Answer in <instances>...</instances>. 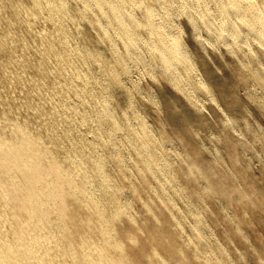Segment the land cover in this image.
Listing matches in <instances>:
<instances>
[{
    "label": "rangeland",
    "instance_id": "obj_1",
    "mask_svg": "<svg viewBox=\"0 0 264 264\" xmlns=\"http://www.w3.org/2000/svg\"><path fill=\"white\" fill-rule=\"evenodd\" d=\"M0 1H2V0H0ZM5 1L3 0L2 2H0V6L3 8V10H5V12L3 13L2 8L0 7V18H1V20L3 19V21H4L3 22L0 20V25H2V27L0 26V33L2 34V35L0 34V45L3 44L0 46V48H2V49H0L1 50L0 51V60L3 59V61L1 60L2 63L0 61V68H1V64L4 63L6 65L5 62L7 61L6 66L3 64L6 67V72H5L4 67L1 68V70L4 69L3 70L4 73H3V71L0 72V77H1L0 78V88H1V92H3L0 94V96L2 95L1 97H3V99L0 97V99H1L0 100V103H1L0 106L3 103L5 104L4 106L2 105L3 107L2 106L0 107V111L6 110V109H9L10 107H12V108H15V109H13V111L19 112L21 114L23 113V115H28L29 121H30V123H32V125L34 124L36 126L38 125L39 128L41 127L39 129V132H41L43 134L45 139H47V137H48L47 140L50 139V142L53 144V146L55 148L57 147V149L59 147L64 148L63 150L61 148H59L58 151L59 150L64 151V152H60V151L59 152L61 154L64 153L65 156H68L71 154L75 157L76 156L78 157V154H79V156H85L84 158H86V155L88 153H91L92 154V155L90 154L91 157L96 158V159L98 158L97 160L96 159L95 160L98 163L100 162L99 163V165H100L99 171L100 172L97 174L91 173L90 174V180H89L91 183L94 182L93 184H91L92 186L90 185L92 191L94 192L93 197H95V199L98 202H100L101 206L102 205L104 206L105 210L107 209V212L111 211V209H110L111 207H112V210L114 208L119 207V208L123 209V211L126 213V215H128V216L131 215V217L136 221V225L128 224L124 228V229H126V231H134L136 228L139 229L140 226L142 225V223L144 224L145 222L148 223L149 225L150 224H157L155 221L152 220L151 213L148 212V208L153 209L155 212H157L158 215H160V217H161L160 221L165 223L166 228L168 230V235H167L168 239L171 242H174V245L170 248L161 247V249H160L161 251L158 250L157 259H154L151 262L152 264H264V49H263L264 38H261L260 36H258V38H257V35H255L256 37H254L253 34H255V32L250 31L251 29H249V26H248L249 24L245 25L244 22H242L243 20L240 17L239 18L241 20L239 18H237L239 15L236 14L235 12H234V15L232 12H231L232 14H230V12H229L230 15L228 14L229 15L228 17H227V14L222 12V10H221L222 5L223 6L228 5L229 1L228 0L227 1L221 0V2H220V0H215V1L214 0H197V1L196 0H184L185 3H182L183 0H139V1L131 0V2H133V3H131L130 0H126L125 2L127 5H125L124 1H120V0H118L117 2L113 1V3H115V5H120V6H121V4L124 5V6L122 5L121 7L125 8L124 10L122 9L124 11V13L126 12L125 15L127 14V12L130 14H132V12H133V16H130V17H128L127 15L125 16V18L128 17L127 18L128 20L125 19L126 21H124V23H123L124 25H122L123 27L125 25L127 26V27L126 26L124 27L125 29L122 28V26H121L122 29L119 28L120 23L117 21L115 15L113 14L114 11L112 10V5H110V2H112V0H110V1H108V0L107 1L106 0H100V1H98V0H95V1L94 0H83V1H81L80 0V2H79L80 5H77L79 0L78 1L77 0L76 1L71 0V2H70V0H55L56 2L57 1L59 2V3L57 2L58 5L54 0H48V1L47 0L46 1L45 0H43V1L36 0V1H39V2L35 1L37 5L35 4V2L33 0H29V2H28V0L27 1L21 0V3L19 0L18 4L20 6L17 4L16 0H13V1L12 0H5ZM53 1H54V3H53ZM60 1H62V2H60ZM67 1H69V2H67ZM89 1H91V2H89ZM104 1H106V4L108 3V5L104 4ZM141 1H143V2L145 1L146 4H144ZM245 1H247V2L249 1L252 3L255 2L253 4V6H255V4L258 6L259 3H260L259 4V6H260L263 2V0H260V1L254 0V2H253V0H245ZM245 1H243L244 5L247 4ZM3 2L6 3L7 6ZM72 2H74V3H72ZM76 2H77V4H75ZM98 2L101 3L100 6H98ZM127 2L129 4L131 3L130 6ZM223 2H225V3H223ZM249 2L247 4L248 6L245 5L246 9H244V7H243V15L245 16V14L248 13L249 17H247V19H249V23H250V21H251L250 17L251 18L253 17V13L257 12L259 10L258 9L259 7L256 10H254L257 6L251 7V5H250L251 3L249 4ZM38 3H40L39 6H38ZM65 3H67V5H65ZM90 3H92L91 7H90V5H88ZM102 3L106 6H104ZM139 3L140 4L142 3V6ZM47 4L52 6V7H49ZM52 4L60 6V7H57V9L59 8V10L54 9V6ZM59 4H61V5H59ZM132 4H134V5H132ZM153 4H155V5H153ZM162 4L163 5L165 4L164 6L165 7L167 6L169 10L166 9L167 7L165 8ZM192 4H194V5H192ZM3 5L6 7L5 9H4ZM11 5H13V8ZM62 5L63 6L65 5V7L66 6L67 7L71 6V7H69V8L66 7V9H68V10H66ZM83 5H86V6H83ZM87 5L89 6V9H88ZM149 5H150V7H149ZM220 5H221V7H220ZM30 6H31V8H30ZM35 6L37 8H35ZM40 6H44V7L40 8ZM77 6H79V7H77ZM94 6L96 7V9ZM136 6H139V7L141 6L142 8H145V6H146V8L148 7L149 9L152 6L153 7L151 10H149L148 8L142 9L141 7L139 9ZM157 6H159V7H157ZM162 6H163V11L168 10L167 13L165 11L164 12L161 11ZM14 7L17 9H14ZM33 7H34V9H33ZM46 7H48V8H46ZM131 7H133L134 9ZM155 7H156V10H154ZM218 7H219V10H218ZM260 7H262V5ZM28 8L31 10V12L29 11L31 14L28 12V10H27ZM39 8H40V10H39ZM42 8L46 9V10H44L45 12L43 11ZM81 8L83 9V11ZM127 8H129L128 11H127ZM158 8L160 9V11ZM170 8H171V10H170ZM205 8H207V9H205ZM248 8H250V9L252 8V9L250 10ZM21 9H23L25 11H23ZM35 9L38 10L40 15L37 14L38 13L37 11H33ZM94 9H95V11H94ZM103 9H105L104 15L102 13ZM157 9H158V11H157ZM196 9L198 10V12ZM209 9H210V11H209ZM18 10H20V11H18ZM50 10H52L53 12ZM54 10L59 11V15L57 14V11H54ZM80 10H81V12H80ZM146 10L151 11V13H153V14L151 15V13L149 11L145 12ZM245 10H247V11H245ZM11 11H13V12H11ZM68 11H70L71 13L70 12L67 13ZM153 11H155V13ZM216 11H218V12H216ZM1 12H2V14H1ZM15 12H17V13H15ZM34 12H35V15H34ZM40 12H42V13H40ZM157 12H160L161 14L163 13L165 17H167L170 14L169 18L171 21L168 18L161 17L160 13L156 14ZM7 13H8V15H7ZM61 13H63V14H61ZM75 13H76V15H75ZM85 13H86V15H85ZM88 13H90V14L88 15ZM106 13H110L108 15H110V18L113 16V18L115 19V22H114L113 18H111V21H110V18L108 15H106ZM135 13H138L139 15L138 14L134 15ZM146 13H147V15H146ZM148 13H150V14H148ZM202 13L203 14L207 13V14H205V16L209 15V18L211 16L212 17L210 19H207L208 17L203 16ZM18 14H21L20 17L23 18L24 24H22L23 23L21 21L22 19L19 18ZM27 14H28L27 17L30 16V18H26ZM71 14L73 15V18H71L72 17ZM97 14H99V15H97ZM165 14H167V15H165ZM210 14H211V16H210ZM12 15H14V17ZM41 15H42V17H41ZM48 15H49V17L47 18ZM60 15L62 17H59ZM70 15H71V17H69ZM91 15H93V16H91ZM142 15L144 16V18H142L143 17ZM149 15L151 17H149ZM235 15L236 16L238 15V16L236 17ZM33 16L37 19L39 17L40 18H39V20H37V19L34 20ZM57 16L59 18H57ZM134 16L135 17L137 16L136 20L131 19V17L135 18ZM152 16H154L153 20L151 19ZM15 17H17V18H15ZM53 17L54 18L56 17L55 18L56 20L55 19L51 20ZM103 17H107V19H105ZM146 17L147 18L149 17V19H147ZM223 17L228 19V21H227L228 24H226V26L228 28V26L231 25L230 26L231 30H232L234 24L238 21L237 25H239L241 27V29H240V27L237 29L239 34L237 33L236 35L233 36V34H230V31H229L230 35L228 34L227 31H225L221 35L222 31L221 30L217 31V29H221L220 26L222 27L221 21H223V20H221V19H224ZM61 18H62V20H61ZM66 18H67V20H66ZM75 18H77L78 20L76 21ZM203 18H205V19L202 22L201 20ZM9 19H11V20H9ZM15 19H18L16 21V23H15ZM29 19H31V20H29ZM70 19H74L75 23L76 22L79 23L80 21H82V22H80L81 24L80 23L75 24L74 20L69 21ZM79 19H80V21H79ZM144 19H146V21L147 22L149 21V22L147 23ZM150 19H151V21H150ZM41 20L42 21L44 20L45 22L44 21L42 22ZM59 20L61 23L59 22ZM63 20H64V22H63ZM107 20L110 21V23L112 22L111 24H114V26L108 25L110 23H107ZM129 20L133 21L135 26L133 25V23H130ZM158 20L161 21L162 26L160 23H158V22H160ZM164 20L165 21L167 20V21L165 22ZM206 20L208 22L209 21H211V22L207 23ZM10 21L14 22L15 25L13 23L11 25H9L11 23ZM50 21H52L53 24H51ZM93 21L95 23H93ZM135 21L136 22L138 21L137 24L139 26L135 24ZM154 21L156 24H152V22L154 23ZM163 21H164V24H163ZM46 22H47V24H45ZM54 22H56V23H54ZM97 22H99V23H97ZM117 22L119 23V27H118ZM126 22H128V25ZM168 22L170 23L169 25L167 24ZM25 23H28L29 25H30V23L31 24L35 23V24L30 25V26L28 25L29 26L28 27L27 24H25ZM58 23H60V25L64 26V27H61ZM142 23L143 24L145 23V24L143 26H140V25H142ZM204 23H206V24H204ZM242 23H243L242 26H244V27L247 26L248 28L242 27L241 26ZM99 24H100V26H99ZM102 24L106 25V27L104 26L105 29H108V31L111 34L108 33L107 30L104 29V27H102L103 26ZM131 24L133 26H131ZM150 24L155 26V27H153L155 36H154V33H152V30H153V28H151L152 26L149 29ZM208 24H210V25H208ZM46 25H47V27L45 29L44 26H46ZM57 25H59V26L57 27ZM164 25L168 28H165ZM41 26H42V29H40ZM54 26H56L60 30L59 33H58V29H56V28H55L56 30L54 29ZM67 26H69V28ZM98 26H99V28H98ZM147 26H148L147 29H149L148 31L145 29ZM159 26H161L162 28ZM209 26H212V28L214 27L213 28L214 30L210 31L211 29L209 30V28H210ZM78 27L80 29H78ZM82 27H84V28H82ZM135 27H137L139 30L141 29V31H139L138 29L136 30ZM142 27H144V28H142ZM215 27H217V28H215ZM1 28H4V29H1ZM12 28H13V30H12ZM29 28L32 31L28 30ZM36 28L38 29L39 32L36 30ZM65 28H67V30ZM94 28H95V30H93ZM128 28L132 32L130 30L127 31ZM134 28H135V30H134ZM163 28H165V29H163ZM15 29L16 30L18 29V31H16ZM61 29H63L64 32H62ZM77 29L80 30L81 32L78 33L79 31H77ZM103 29H104V32H103ZM114 29L115 30L117 29L116 32L114 31ZM119 29L121 31L124 30L125 32L120 31V32H118L119 33L118 34L117 31ZM52 30H53L54 34L57 33V36H56V34L54 35L52 33ZM69 30H71L73 33L71 34V31H69ZM101 30H102V34L100 32ZM160 30L163 32L166 31L167 35L169 33L171 35L174 34L172 36L169 34L170 39H172V40L177 38V36H178L179 40H178V38L175 39V40H178L177 41L178 44L181 41L180 46L182 48H180V49H181V51H183L182 53L185 57H184V61H183L184 63L182 61H178L179 67L177 65V62H176V64H172L169 66L168 64H165L164 61H162L163 59H161V57L158 53V50L155 46L156 44L154 41H159L160 46L164 48L165 46L168 47V45H169L168 43H170L168 40H170V39L168 37L169 35L167 36L165 33L163 35L165 37L167 36L168 38L163 37L162 36L163 32L161 33ZM247 30L250 33L247 32ZM47 31H49V33ZM28 32L31 35H29ZM43 32H45V33H43ZM126 32L128 34H130L132 38H134V40L130 39L132 41L129 40L130 42H129L128 48H127V46L123 45V44H125V42H122V41H125L124 38L128 37L127 36L128 34ZM129 32H131V33H129ZM138 32H139V34H136ZM246 32H247V34H246ZM16 33L17 34H20V33L23 34L24 33L25 38L23 35H21V34L17 35ZM34 33H36V34H34ZM64 33H65V35H64ZM112 33H114V34H112ZM156 33L158 34L159 37H157ZM5 34L7 35V39L8 38L10 39V40L8 39V42H7ZM47 34H49V35H47ZM58 34H59V37H61L62 39L58 38ZM73 34L75 35L74 38L75 39L77 38L76 40L73 38ZM147 34H149L151 37ZM38 35H39V37H38ZM104 35L106 37H103ZM136 35H138L139 37H137ZM175 35H177V36H175ZM220 35H221L222 39L220 38ZM40 36H42L43 38H41ZM52 36H54V37L52 38ZM70 36H71V38H70ZM140 36H141V39H140ZM174 36H175V38H174ZM64 37H65V39H64ZM66 37L69 38V40ZM101 37H102V39H101ZM107 37L114 44L113 43L110 44L111 42H109L110 40ZM142 37H144V38L142 39ZM161 37H163V38H161ZM1 38L3 40H1ZM11 38H13V41L14 42L16 41V42L13 43ZM14 38H17V40ZM19 38H21V40H19ZM29 38H30V40H29ZM36 38L38 40L40 38L41 39L37 42V40H35ZM111 38H113V39H111ZM149 38H152V39H150L152 41L154 39L155 40L152 42L149 40ZM158 38H159V40H157ZM27 39L29 40V42L27 41ZM44 39H46V40H44ZM57 39H59V42ZM33 40H35V41H33ZM41 40H42V42H41ZM48 40H50V42ZM60 40H61V42H60ZM62 40H65V42ZM80 40H81V42H80ZM102 40L105 41L106 43L103 42ZM160 40H161V42H160ZM30 41L33 42L34 44L31 43ZM90 41H92V42H90ZM97 41L99 43L100 42H102V43L99 44ZM117 41L120 42V45ZM141 41H143V42H141ZM164 41H167L168 43L165 44ZM261 41H262V44H261ZM46 42L47 43L49 42L50 44L48 43V45H47ZM63 42L67 43L68 45L70 43L69 46H71V49L69 46H66L67 44L63 46V44H64ZM132 42H134V43H132ZM151 42H152V44H151ZM36 43H38L40 46ZM144 43H145V45H144ZM163 43L165 44V46L163 45ZM13 44L15 45V48H14ZM26 44H27V46H26ZM28 44L31 48H29ZM91 44L95 47V49H93L94 47H92ZM136 44L141 45V46H136ZM16 45L19 48L16 47ZM60 45H62L64 48ZM82 45H84V48ZM103 45L106 47H104ZM108 45L109 46L114 45L115 47L113 46V48L115 49V52H114V49H112V46L110 48ZM142 45H144L143 49H142ZM5 46H6V48H5ZM33 46H35L36 48ZM49 46H50V48H48ZM55 46H57V48H59V49H57ZM76 46H78L79 48ZM85 46H86V48H85ZM150 46H151V48H150ZM183 46H185V47H183ZM23 47L27 48L28 51L30 50L29 51L30 53L24 52L27 50L23 49ZM46 47H47V49H46ZM53 47H55V49ZM72 47H74L75 49H73ZM90 47H92V49ZM116 47H119V48H116ZM130 47H131V49H130ZM16 48H17V50H15ZM40 48L42 51L40 50ZM96 48H98V49H96ZM140 48H141V50H140ZM3 49L7 52H4ZM50 49L52 50V52H49V51H51ZM56 49L58 51L64 53V54L68 53V55L61 54ZM61 49H63V50H61ZM67 49H68V51H67ZM83 49H84V53L82 52ZM102 49L103 50L105 49V50L102 52ZM134 49H135V51H134ZM152 49H153L154 53L156 51L157 52L154 54L152 52ZM37 50H40V51H37ZM71 50H73L72 52L75 54V55H73V57H72L71 53L69 54V52H71ZM74 50H75V52H74ZM79 50H81V52H79ZM95 50L96 51L101 50V52L100 51L95 52ZM116 50H119V51H116ZM122 50L124 51V53L126 51L127 54L125 55ZM8 51H10V52H8ZM43 51H45V52H43ZM55 51L58 53H55ZM86 51L93 52V54H95L97 57L92 56L93 54L91 52L90 53L92 55H89L88 54L89 52L87 53ZM137 51H139V52H137ZM40 52L43 54H41ZM53 52L55 53V56H54V54H52ZM120 52H122V53H120ZM135 52H137V54L141 57L137 58L138 55H136ZM4 53H6V54H4ZM16 53H18L17 56L19 59L20 58L22 59L23 63L20 61L21 59L18 60ZM39 53H40V55L38 56ZM101 53H103V55L105 57H109V56L111 57L112 56L111 54H113L114 57L112 56L111 57L112 59L110 57L105 58V57H103V55ZM104 53H106V54H104ZM22 54L23 55L25 54V56H27L29 59H27V57L24 56L26 58L25 59ZM79 54H82V55L79 56ZM114 54L118 55L119 57L114 55ZM130 54L131 55L133 54V55L131 56ZM152 54H154V56ZM9 55L13 56L12 62H9L8 60H6L7 58H9ZM44 55H46V57L41 58V56H44ZM47 55H50L51 57L49 56L50 57L49 58ZM62 55H64L65 57ZM83 55H85V56H83ZM4 56L5 57L8 56V57L5 58ZM35 56H36V58H35ZM61 56H62V58H61ZM66 56H67V58H66ZM69 56L72 58H69ZM74 56H76L75 58L77 60H81L80 57H82V59L84 58L83 59L84 61L82 60L79 62L74 58ZM100 56L103 59L104 58L105 59L102 60V58ZM129 56H130V60L128 59ZM14 57L18 61L16 59H14ZM52 57H54V59ZM131 57H134V59H132ZM155 57H156V60H155ZM88 58H89V60H88ZM115 58L119 59V60H121V58H122V60H121L122 62H119V60H116ZM94 59H95V61H94ZM106 59H107V61L104 64ZM123 59H124V61H123ZM27 60H28V62L26 64ZM29 60H31V61H29ZM32 60H33V62L36 61L37 64L33 63ZM42 60H44V61H42ZM50 60H51V62H50ZM37 61H39V62H37ZM114 61L117 63V65L113 66L112 62H113V64H115ZM41 62L42 63L44 62V63L42 64ZM45 62H48V63L46 64ZM64 62L67 65H65ZM82 62H84L87 67ZM118 62L120 63L119 67H118V65H119ZM28 63L30 66H28ZM40 63L42 66L40 65ZM49 63L50 64L54 63L56 68L53 64L50 65ZM74 63H75V65H74ZM79 63H81V66L82 65L83 66L81 67ZM45 64L47 65V67L45 66ZM69 64L72 65V69L76 68L75 70L79 71V76L77 75L78 74L77 71H74V69L72 71L71 65H69ZM107 64H109V65H107ZM17 65H20L21 68ZM78 65H79V67H78ZM105 65H107L108 67L107 66L105 67ZM126 65L128 67L127 69L125 68ZM15 66H16V68H15ZM43 66L45 68H47V71L48 72L50 71L52 74L50 72L48 73L44 68H42ZM48 66H49V70H48ZM74 66H77V67H74ZM100 66H102V69ZM109 66L111 67L110 69H109ZM112 66L113 67L116 66L117 68L115 67L116 69H113ZM121 66H122V69H121ZM185 66H186L187 70L183 69V68H185ZM249 66L251 69L249 68ZM63 67H64V69H63ZM7 68H8V70H10V69L11 70L8 71ZM41 68H42V70H41ZM60 68L62 69V71ZM105 68H106V70H105ZM165 68H167V69H165ZM23 69L24 70L26 69V70L24 71ZM38 69L41 70L43 73L41 71H39ZM52 69H53V71H51ZM123 69H125V70L123 71ZM18 70L20 71V73ZM44 70H45L46 74H45ZM65 70L68 73H65ZM69 70H71V73ZM103 70H104V73H100ZM112 70H114V72H115V73L113 72L114 75L112 74ZM115 70H117V71H115ZM120 70H121V72H119ZM126 70H128V71L126 72ZM249 70H252V71H249ZM13 71H14V73H13ZM37 71H38V73H37ZM9 72H10V75L7 74ZM28 72H29V74H28ZM35 72L38 74V76ZM54 72H55V74H54ZM72 72H73V74H72ZM122 72L123 73L125 72V73L123 74ZM15 73H16V75H15ZM24 73H26V74H24ZM95 73H96V75H95ZM105 73H107V74H105ZM254 73L256 76L254 75ZM17 74L18 75L22 74V75L18 76ZM34 74H35V76H34ZM42 74H45V78ZM91 74H92V76H90ZM100 74H102V75H100ZM109 74L114 76L115 79L118 76H120L119 77L120 80L118 78H117L118 80L116 79L117 81L114 80V78L113 77L111 78V76ZM23 75H24V78L26 76H28V77H26V79H28L29 81L22 78ZM30 75H32V77ZM40 75H42V76H40ZM53 75H55V76H53ZM56 75H58L59 78ZM80 75L82 76V78ZM15 76H16V78H15ZM33 76L35 77V79H38L36 77H39V79L41 81L33 79ZM65 76L66 77L68 76L67 77L68 79L69 78H72V79L71 80L69 79L70 80L69 81L68 79H66ZM99 76L100 77L102 76L103 78L102 77L100 78ZM107 76H109V77H107ZM178 76H180V78ZM6 77L9 78V80L11 77V80L10 81L7 80ZM42 77L46 80L48 78V80L46 82H44L45 80L42 79ZM104 77H105V79H104ZM3 78H5V80L8 83H6V81H3L4 80ZM55 78H56V80H55ZM14 79H15L16 84H13ZM17 79L20 80L21 82L17 83V81H18ZM30 79H33L34 81L30 80ZM76 79H79L80 82H79V80H76ZM100 79H102V81H104V83H102V81H100ZM111 79L113 81H111ZM81 80L84 82V83L82 82L83 87H84V84L86 82H89V83L85 84L84 89L81 86ZM94 80H97V81H94ZM37 81H38L39 85H35V84H37L36 83ZM56 81H58V82H56ZM64 81H66V82H64ZM107 81H111V83L109 82L107 84ZM24 82L26 85H24ZM93 82H94V84H93ZM95 82H98V83H95ZM118 82H120L121 84ZM2 83L4 84V86L7 85L6 87L9 90L6 87L2 86L3 85ZM21 83H22V85H21ZM51 83H53V84H51ZM70 83H72V84H70ZM78 83H80V86ZM18 84H19V86H18ZM30 84H31V86H30ZM32 84H34V86ZM95 84L97 86H99V85H101V86L97 87V86H95ZM105 84H106V86H105ZM117 84H119V85H117ZM40 85H42V87ZM120 85H122L123 87L121 88ZM16 86H18V88L20 90L22 89L21 92H19L20 90ZM25 86H26V90H25ZM27 86H28V88H30V87H32V88L28 89ZM73 86L76 89H71ZM111 86L113 88H111ZM37 87H39V89ZM44 87H45L46 91H45ZM56 87L58 88V90L61 94L57 91ZM65 87L66 88L68 87V88L66 89ZM100 87H103L102 88L103 90ZM104 87H106V88L104 89ZM55 88L59 94L55 91ZM110 88L114 89V90H111ZM3 89H5V90H3ZM10 89L12 90V92ZM87 89H88V91H87ZM99 89H100L101 93L99 92ZM34 90H35V92H33ZM65 90L68 92V94H69L68 96H67V92ZM70 90L71 91L74 90V91H72L73 93ZM123 90L127 94L124 93ZM15 91H16V94L14 93ZM23 91H24V93H22ZM27 91H30L31 93L27 92ZM43 91H45L44 93H46V95L43 93ZM62 91L64 94L62 93ZM120 91L123 92L122 93L123 95H121ZM48 92H50V94H47ZM86 92L89 94V96L87 95ZM90 92L92 94L96 93V95H92ZM81 93H83V94H81ZM97 93H98V95H97ZM102 93H103V96H102ZM34 94L36 96H34ZM57 94H58V96H57ZM62 94L64 95V97L65 96L67 97V98L65 97L67 100L64 99L63 96L61 97ZM77 94H79V95H77ZM112 94L114 96H112ZM37 95H39V96H37ZM43 95H45V96H43ZM85 95H87V96L85 97ZM104 95L106 97L108 95L107 98H109V101L111 103H109L107 98H105V100L102 99V98H104ZM127 95H128V97H127ZM14 96L15 97L17 96V99ZM19 96L21 97L20 99H18ZM25 96H27V97H25ZM56 96L59 99L56 98ZM70 96H71V98H74V100L75 99L76 100L74 101L73 99H70ZM79 96H81V97L78 98ZM95 96H97V97H95ZM32 97L35 99V102L33 99H31ZM40 97H42L41 99L43 100V102H41L42 100L40 99ZM90 97H91V99H90ZM92 97H94L95 99ZM7 98H11V100L7 99ZM44 98H46V99L52 98V99L51 100L49 99L47 102V100L46 99L44 100ZM81 98L82 99L85 98L86 101L84 99L82 100ZM113 98L116 100H114ZM6 99H7V101H6ZM14 99H16V100H14ZM57 99L59 102H57ZM78 99H80V101H78ZM92 99L94 101H92ZM96 99H100V100H96ZM17 100H19V101H17ZM22 100H24L23 102L29 101L31 103L30 104L31 109L26 108L25 105L22 106V104H21ZM53 100H54V102H53ZM49 101L52 102V104H49L50 103ZM81 101L85 102V104H87V105H84V108L82 107V105L84 103H82ZM87 101L89 104L87 103ZM89 101L91 102V104ZM99 101L101 102V104L102 103L103 104L102 105L96 104V106H97L96 107L94 103H100ZM103 101H107V104ZM11 102H13V103H11ZM17 102H19V103L17 104ZM65 102H67V104H65L67 107L64 105ZM75 102L76 103L81 102L82 104L80 103V105L79 104L77 105ZM14 103H15V107H14ZM32 103H33V105H32ZM58 103L61 106V107L58 106V108L60 107L59 109L57 108ZM38 104H39V106H38ZM105 104L107 106H105ZM110 104H112V105H110ZM31 105L33 106V108ZM35 105H36V107H35ZM53 105H55L56 108ZM68 105H70V106H68ZM71 105H73V106H71ZM74 105L76 107H74ZM6 106H8V108ZM40 106H42V107H40ZM46 106H47V109H50V110H47V109L45 110ZM63 106L65 108H63ZM95 107L97 109H95ZM107 107H109V108H107ZM114 107L116 109H118L117 112H115ZM3 108H5V109H3ZM18 108H19V110L20 109L21 110L19 111ZM67 108L68 109L70 108V110H68ZM82 108H83V110H82ZM104 108L106 109L107 113L105 112ZM111 108H112V110H111ZM33 109L36 110V112ZM55 109H56V111H55L56 113L52 112ZM78 109H81L82 113H80L81 112L80 110H79V112H77ZM87 109H89L91 111L93 109L94 110L91 113H89L90 111H88ZM98 109H100V110H98ZM41 110L43 113L41 112ZM74 110L76 111L77 114L75 113ZM85 110H87V111H85ZM58 111H60V112H58ZM67 111H69V112H67ZM100 111H101V113L105 114V115L104 114L102 115L103 118L100 115L101 122H99L100 117L99 116L97 117V115H98L97 113H100ZM108 111L110 113H108ZM57 112L60 115V117L57 114ZM113 112H115V114H116L115 116H114ZM50 113H52V114H50ZM66 113L67 114L69 113V114L67 115ZM111 113H113V114H111ZM126 113L129 115H127ZM32 114H34V115H32ZM36 114L37 115L40 114V115L36 116ZM43 114H45V115H43ZM53 114H56L57 116H55ZM71 114L73 115V119H72ZM84 114H85V116H83ZM89 114H91V115H89ZM92 114H94V115H92ZM108 114H110V116ZM30 116H32V117H30ZM49 116H53V117H49ZM74 116H76V118H74ZM107 116L109 117V119ZM111 116H112V119H111ZM120 116H121V118H120ZM39 117L42 119V122H41ZM57 117H58V120H57ZM87 117H88V119H87ZM104 117H106V119ZM113 117H114V119L115 118L116 119L114 120ZM32 118L34 119L35 122L33 121ZM59 118H61V119H59ZM67 118H69V119H67ZM79 118H81V120L83 118L84 119L81 121V120H79ZM37 119L40 120V122ZM46 119H47V121H46ZM85 119H86V121H85ZM59 120H60V122H58ZM93 120H94L95 124L92 122ZM106 120H107V122H105ZM54 121L56 124L54 123ZM68 121H69V124H71L69 126H68ZM76 121H78L77 123L79 126L77 125ZM79 121L80 122L85 121V123L84 122L83 123H84V126H86V127L83 126V123L81 125V123ZM116 121H118V122L121 121L123 123V125H122V123H119V124L116 123ZM52 122H53V124H52ZM88 123L90 125L92 124V126H90ZM108 123H110V124H108ZM58 124H60V125H58ZM63 124H65V125H63ZM42 125H44V128ZM103 125H105V126H103ZM117 125H118V127H117ZM48 126H49L50 130L54 132L55 136L49 129H47ZM99 126H101V128H103V130L98 129ZM119 126H120V128H119ZM69 127L71 130H69ZM75 127L77 128L78 131L76 130ZM104 127L106 129V133L107 134L109 133L107 135L108 137L105 136L106 133H105ZM112 127H113V129H110ZM124 127H126V128H124ZM56 129H58V130H56ZM128 129H129V131H128ZM72 130H74V132ZM86 130H88V132ZM91 130L92 131L95 130V131L92 132ZM96 130H101L102 132H99ZM121 130H123V131L126 130V131L123 132ZM67 131L68 132L70 131V134ZM71 131H72V133H71ZM145 131H146V134H145ZM56 132H58V133L56 134ZM138 132H140V134L144 132L143 134H141L142 137H141V135H139ZM59 133H62V135ZM65 134H67L68 136ZM72 134L74 135V137L72 136ZM79 134H80V136H79ZM148 134L150 135V138H148L149 137ZM94 135H96V139L93 138V137H95ZM97 135L100 137H97ZM57 136L58 137L62 136L64 140L66 137L67 141L65 140V144L62 143L64 140L60 139V137L56 138ZM124 136H126V137H124ZM79 137H83L84 139L86 138L85 140H87L89 138L90 140L88 139L87 141H85L83 138H81V140L84 141V143H83ZM54 138L56 139V142H55ZM72 138H74V139H72ZM101 138L102 139L104 138L103 140L107 141L108 146L106 145V143H104L105 141H103ZM110 138L113 142H115L114 144L112 141L109 142ZM113 138H114V140H113ZM57 140H59V142L61 144ZM69 140H71V141H69ZM73 140H75V141H73ZM97 140H99V142L101 140L102 141H101V143H99ZM146 140L148 142H146ZM79 141H81L82 143ZM67 142L69 143V145ZM87 142H90V143H87ZM73 143H76V144H74V146H75L74 149L72 147ZM79 143H80V147H76L77 145L79 146ZM91 143H92V145L94 143V145L92 146ZM102 143L104 145H102ZM55 144H56V146H55ZM88 144L91 146H89ZM145 144H146V146H149V148L147 147V149L148 150L151 149L150 151L154 155V157L150 153V151H148L146 148H144ZM58 145H60V146H58ZM66 145L68 146L69 150L66 147ZM99 145H100V147H99ZM138 146H140V147H138ZM84 147H85V149H82ZM102 147H104V148L101 149ZM70 148H72V149H70ZM75 148L78 150H76ZM95 149H96V151H95ZM99 149H100V151H99ZM142 149H144V150H142ZM66 150H67L68 154H67ZM72 150L76 153H73ZM84 150H86V152ZM137 151H138V153H137ZM145 151H146V153H145ZM147 151H148V153H147ZM92 152H94V153H92ZM101 152H102V154H101ZM139 152H141L142 155H140ZM103 153L106 154L107 156L104 155ZM97 154H98V156H97ZM102 155H104L103 156L104 158L102 157ZM87 156L90 157L89 154ZM158 167H160V169ZM141 169H143V173H145V176L140 173ZM160 170H162V171H160ZM95 176L98 177V180L96 179ZM103 176L106 177V180H105V178H103ZM143 178H145V179H143ZM91 179H92V181H91ZM94 179H95L96 183H95ZM100 182H101V184L104 182L105 183L101 185ZM94 185H96V186H94ZM97 185L98 186L100 185L99 186V187H101L100 191L103 193H100V191L98 190L99 187ZM102 186L104 187V189H106V187L108 189L102 190ZM109 192H110V194H109ZM111 195H112V197H111ZM99 196H103V197H101L102 199H100ZM105 196L107 197L106 198L107 201L105 200ZM109 196H110V198H112L111 200H110ZM103 198H104V201H103ZM116 199H118V201H116ZM99 200H101V201H99ZM113 200L116 202V204L118 203L119 205L117 204L118 205L117 206L116 204H114L115 202L113 203L112 202ZM102 202L103 203L106 202V203L102 204ZM107 204L110 205V206H108V208H106ZM108 209L110 211H108ZM167 224H168V226H167ZM169 226H170V228H169ZM137 233L141 237L140 242H138V244H135V245L132 242L129 243L131 245V247H130L131 248V255L138 258L139 264H151L147 260L145 261L143 259L144 257L142 256V255H144L145 248H147V245H148L147 241L148 240H144L143 236L140 235L142 233V231H141V233L139 231ZM150 240H151V238H150ZM155 241H157V242H155ZM152 242L153 243L155 242L158 244L159 242H161V238H159V237L152 238ZM160 252H161V254H160ZM172 254H173V256H172ZM161 262H164V263H161Z\"/></svg>",
    "mask_w": 264,
    "mask_h": 264
},
{
    "label": "bare ground",
    "instance_id": "obj_2",
    "mask_svg": "<svg viewBox=\"0 0 264 264\" xmlns=\"http://www.w3.org/2000/svg\"><path fill=\"white\" fill-rule=\"evenodd\" d=\"M3 1V0H2ZM2 1H0V2H2ZM5 1V0H4ZM13 1V0H12ZM17 1V4H18V2H19V0H16ZM15 1V2H16ZM27 1V0H26ZM25 1V2H26ZM34 2L36 1V0H33ZM41 1H43V0H41ZM46 1V0H45ZM48 1V0H47ZM55 1V0H54ZM54 1H53V3H54ZM73 1V0H72ZM76 1V0H75ZM78 1V0H77ZM81 1H83V0H81ZM95 1V0H94ZM98 1H100V0H98ZM107 1V0H106ZM106 1H104V4H106ZM108 1H110V0H108ZM113 1H115V2H117L118 0H112V2H110V5H112V10L114 11L113 12V14L115 15V17H116V19H117V21L120 23V27H119V23H118V27L119 28H121V26L122 25H124L123 23H124V21H126L125 19H127L128 17H130V16H133V12H132V14H130V13H128L127 12V18H125V13H124V9L125 8H123V7H121L123 4H121V6L120 5H115V3H113ZM120 1H126V0H120ZM133 1H135V0H133ZM137 1H139V0H137ZM197 1V0H196ZM215 1V0H214ZM222 1H225V0H222ZM227 1V0H226ZM229 1V3H228V5H222V7H221V5H220V7H221V10H222V12L223 13H225V14H227V17L230 15V14H232L233 13V15H234V12L236 13V14H238L236 17L237 18H241L243 21L242 22H244V24L245 25H248L249 26V29H251L250 31H254L255 32V34H253V36L254 37H256L255 35H257V38H258V36H260L261 38H264V0H263V2H262V7H260L259 6V4H258V6L255 4V6H257L254 10H256L258 7V11L257 12H255V13H253V17L251 18L250 17V19H251V21H250V23H249V19H247V17H249L248 16V13H246L245 14V16L243 15V7H244V9H246L245 8V5H247L248 4V2L247 1H245V0H243V1H245L247 4H243V1L242 0H228ZM260 1V0H259ZM6 2V1H5ZM8 2V1H7ZM11 2V1H10ZM28 2H29V0H28ZM36 2H39V1H36ZM36 2H35V4H36ZM56 2V1H55ZM58 2V1H57ZM56 2V3H57ZM60 2H62V1H60ZM67 2H69V1H67ZM70 2H71V0H70ZM79 2H80V0L78 1V4H77V2L75 3V4H77V5H80L79 4ZM85 2V1H84ZM89 2H91V1H89ZM88 2V3H89ZM123 2V3H124ZM130 2H131V0H130ZM141 2H143V1H141ZM163 2V1H162ZM173 2V1H172ZM220 2H221V0H220ZM253 2H254V0H253ZM258 2V1H257ZM4 3V2H3ZM2 3V4H3ZM20 3H21V0H20ZM32 3V2H31ZM49 3V2H48ZM52 3V2H51ZM59 3V2H58ZM58 3H57V5H58ZM72 3H74V2H72ZM71 3V4H72ZM93 3V2H92ZM92 3H90V4H88V5H90V7H91V5H92ZM97 3V2H96ZM128 3V2H127ZM131 3H133V2H131ZM130 3V4H131ZM144 4H146L145 3V1L143 2ZM160 3V2H159ZM158 3V4H159ZM164 3V2H163ZM182 3H185L184 2V0L182 1ZM223 3H225V2H223ZM251 3V4H250ZM255 3V2H254ZM254 3H252V2H249V4L251 5V7H255V6H253V4ZM4 4H6V3H4ZM13 4V3H12ZM23 4V3H22ZM21 4V5H22ZM34 4V5H35ZM39 4L40 3H38V6H39ZM95 4V3H94ZM100 2H98V6H100ZM103 4V3H102ZM103 4V5H104ZM118 4V3H117ZM129 4V3H128ZM130 4H129V6H130ZM136 4V3H135ZM140 4V3H139ZM138 4V5H139ZM143 4V5H144ZM170 4V3H169ZM19 5V4H18ZM24 5V4H23ZM22 5V6H23ZM33 5V6H34ZM37 5V4H36ZM48 5V4H47ZM53 6H54V9H57V7H60V6H57V5H55V4H52ZM59 5H61V4H59ZM65 5H67V3H65ZM65 5L63 6L65 9H66V7H65ZM87 5V6H88ZM106 5H108V3L106 4ZM106 5H104V6H106ZM125 5H127L126 4V2H125ZM132 5H134V4H132ZM141 6H142V3L140 4ZM152 5V4H151ZM153 5H155V4H153ZM163 5V4H162ZM165 5V4H164ZM163 5V6H164ZM192 5H194V4H192ZM218 5V4H217ZM244 5V6H243ZM249 5V6H250ZM4 6V5H3ZM6 6H7V4H6ZM9 6V5H8ZM12 6V8H13V5H11ZM15 6V5H14ZM20 6V5H19ZM18 6V7H19ZM25 6V5H24ZM46 6V5H45ZM49 7H52V6H50V5H48ZM73 6V5H72ZM76 6V5H75ZM83 6H86V5H83ZM124 6V5H123ZM140 6V7H141ZM147 6V5H146ZM146 6H145V8H142V9H147L146 8ZM163 6H162V12H164L163 11ZM188 6V5H187ZM219 6V5H218ZM248 6V5H247ZM1 7V6H0ZM17 7V6H16ZM41 7H44V6H40V8ZM69 7H71V6H69ZM69 7H67V8H69ZM77 7H79V6H77ZM95 7V6H94ZM108 7V6H107ZM106 7V8H107ZM110 7V6H109ZM135 7V6H134ZM137 8H139L140 9V7L139 6H136ZM149 7H150V5H149ZM153 7V6H152ZM152 7L149 9V10H151L152 9ZM157 7H159V6H157ZM165 7V6H164ZM167 7V6H166ZM165 7V8H166ZM174 7V6H173ZM189 7V6H188ZM200 7V6H199ZM217 7V6H216ZM2 8V7H1ZM6 7L4 6V9H5ZM24 8V7H23ZM30 8H31V6H30ZM35 8H37L36 6H35ZM40 8H39V10H40ZM46 8H48V7H46ZM73 8V7H72ZM93 8V7H92ZM99 8V7H98ZM102 8V7H101ZM100 8V9H101ZM111 8V7H110ZM131 8H133V7H131ZM161 8V7H160ZM201 8V7H200ZM14 9H17V8H15L14 7ZM33 9H34V7H33ZM43 9V11L44 10H46V9H44V8H42ZM41 9V10H42ZM50 9V8H49ZM53 9V8H52ZM62 9V8H61ZM71 9V8H70ZM82 9V8H81ZM88 9H89V6H88ZM95 9H96V7H95ZM95 9H94V11H95ZM108 9V8H107ZM123 9V10H122ZM128 9L129 8H127V11H128ZM134 9V8H133ZM159 9V8H158ZM158 9H157V11H158ZM166 9H168V7L166 8ZM178 9V8H177ZM176 9V10H177ZM198 9V8H197ZM196 9V10H197ZM205 9H207V8H205ZM204 9V10H205ZM217 9V8H216ZM248 9H250V8H248ZM252 9V8H251ZM250 9V10H251ZM7 10V9H6ZM21 10H23V9H21ZM28 10V12L30 11L31 12V10L28 8L27 9ZM26 10V11H27ZM57 10H59V8L57 9ZM57 10H54V11H57ZM63 10V9H62ZM66 10H68V9H66ZM86 10V9H85ZM84 10V11H85ZM92 10V9H91ZM104 10L105 9H103V11H102V13H103V15H104ZM149 10H146L145 12H147V11H149ZM154 10H156V7H155V9ZM169 10V9H168ZM168 10H166L165 12L167 13L168 12ZM170 10H171V8H170ZM201 10V9H200ZM199 10V11H200ZM215 10V9H214ZM218 10H219V7H218ZM2 11H3V13L5 12V10H3V8H2ZM8 11V10H7ZM18 11H20V10H18ZM23 11H25V10H23ZM33 11H37L38 12V10H33ZM42 11V12H43ZM50 11H52V10H50ZM61 11V10H60ZM79 11V10H78ZM82 11H83V9H82ZM108 11V10H107ZM132 11V10H131ZM130 11V12H131ZM159 11H160V9H159ZM207 11V10H206ZM209 11H210V9H209ZM208 11V12H209ZM245 11H247V10H245ZM244 11V12H245ZM249 11V10H248ZM253 11V10H252ZM9 12V11H8ZM11 12H13V11H11ZM10 12V13H11ZM27 12V13H28ZM29 12V13H30ZM42 12H40V13H42ZM45 12V11H44ZM49 12V11H48ZM53 12V11H52ZM51 12V13H52ZM64 12V11H63ZM70 11H68L67 13H69ZM75 12V11H74ZM80 12H81V10H80ZM91 12V11H90ZM137 12V11H136ZM150 13H151V11H149ZM154 13H155V11H153ZM197 12H198V10H197ZM205 12V11H204ZM216 12H218V11H216ZM221 12V11H220ZM229 12H230V14H229ZM232 12V13H231ZM15 13H17V12H15ZM19 13V12H18ZM21 13V12H20ZM25 13V12H24ZM33 13V12H32ZM55 13V12H54ZM53 13V14H54ZM65 13V12H64ZM71 13V12H70ZM92 13V12H91ZM97 13V12H96ZM150 13H148V14H150ZM158 13H160V12H157L156 14H158ZM170 13V12H169ZM201 13V12H200ZM210 13V12H209ZM1 14H2V12H1ZM31 14V13H30ZM38 15H40L39 14V12L37 13ZM46 14V13H45ZM56 14V13H55ZM57 14L59 15V11H57ZM61 14H63V13H61ZM90 13H88V15H89ZM93 14V13H92ZM108 14H110V13H106V15H108ZM138 13H135L134 15H137ZM153 13H151V15H152ZM161 14V13H160ZM185 14V13H184ZM203 14V13H202ZM205 14H207V13H204L203 14V16H205ZM229 14V15H228ZM7 15H8V13H7ZM11 15V14H10ZM19 15V18H21L20 17V15L21 14H18ZM34 15H35V12H34ZM43 15V14H42ZM42 15H41V17H42ZM66 15V14H65ZM64 15V16H65ZM72 15V14H71ZM71 15L69 16V17H71ZM75 15H76V13H75ZM83 15V14H82ZM85 15H86V13H85ZM97 15H99V14H97ZM102 15V16H103ZM139 15V14H138ZM145 15V14H144ZM146 15H147V13H146ZM163 15V16H162ZM165 15H167V14H165ZM170 15V14H169ZM169 15L167 16V17H165L164 16V14L162 13L161 14V17H165V18H168L169 20H170V18H169ZM2 16V15H1ZM6 16V15H5ZM13 17H14V15H12ZM11 16V17H12ZM28 16V14L26 15V18H30V16L29 17H27ZM45 16V15H44ZM54 16V15H53ZM91 16H93V15H91ZM109 16V18H110V15H108ZM143 16V15H142ZM181 16V15H180ZM199 16V15H198ZM210 16H211V14H210ZM218 16V15H217ZM3 17V16H2ZM7 17V16H6ZM34 17V16H33ZM37 17V16H36ZM39 17V16H38ZM49 17V15L47 16V18ZM52 17V16H51ZM59 17H62L61 15L59 16ZM58 16H57V18H59ZM84 17V16H83ZM135 17V16H134ZM137 17V16H136ZM136 17L135 18H132L131 17V19H135L136 20ZM141 17V16H140ZM149 17H151L150 15H149ZM149 17L147 18V19H149ZM153 17L154 16H152V20H153ZM205 17H208L207 19H210L209 18V15L207 16H205ZM214 17V16H213ZM226 17V16H225ZM4 18V17H3ZM15 18H17V17H15ZM40 18V17H39ZM39 18L37 19V18H35L34 17V20L35 19H37V20H39ZM46 18V17H45ZM56 18V17H55ZM54 17L51 19V20H53V19H55ZM68 18V17H67ZM67 18H66V20H67ZM71 18H73V15H72V17ZM78 18V17H77ZM77 18H75V20L77 21L78 19ZM86 18V17H85ZM90 18V17H89ZM103 18H105V19H107V17H103ZM102 18V19H103ZM111 18H113V16L111 17ZM111 18H110V21H111ZM139 18V17H138ZM142 18H144V16L142 17ZM141 18V19H142ZM221 18V17H220ZM224 18V17H223ZM239 18V19H240ZM22 20V22H23V18H21ZM64 19V18H63ZM81 19V18H80ZM80 19H79V21H80ZM101 19V20H102ZM130 19V20H131ZM140 19V18H139ZM151 19H150V21H151ZM205 18H203L201 21L203 22V20H204ZM240 19V20H241ZM0 20H1V18H0ZM7 20V19H6ZM9 20H11V19H9ZM18 19H15V23H16V21H17ZM28 20V19H27ZM29 20H31V19H29ZM33 20V21H34ZM45 20V19H44ZM43 20V21H44ZM56 20V19H55ZM54 20V21H55ZM61 20H62V18H61ZM65 20V21H66ZM71 20H74V19H70L69 21H71ZM75 20H74V23H75ZM82 20V19H81ZM98 20V19H97ZM113 20H114V22H115V19L113 18ZM128 20V19H127ZM129 20V21H130ZM145 21H146V19H144ZM213 20V19H212ZM215 20V19H214ZM221 20H223V21H221ZM220 21H221V24H222V27L220 26V28L221 29H217V31L219 30H221L222 32H221V35H222V33L223 32H225V31H227L228 32V34H229V31H230V34H233V36L234 35H236L237 33H238V28L240 27L239 25H237V22L234 24V26H233V28H232V30L230 29V26H228V28H227V26H226V24H228L227 23V21H228V19L227 18H224V19H221ZM236 20V19H235ZM234 20V21H235ZM1 21H3V19L1 20ZM42 21V20H41ZM42 21V22H43ZM58 21V20H57ZM90 21V20H89ZM88 21V22H89ZM110 21H108L107 20V23H110ZM128 21V22H129ZM139 21V20H138ZM137 21V22H138ZM144 21V22H145ZM156 21V20H155ZM155 21H154V23L152 22V24H156L155 23ZM158 21H160V20H158ZM157 21V22H158ZM165 21V20H164ZM164 21H163V24H164ZM167 21V20H166ZM165 21V22H166ZM171 21V20H170ZM169 21V22H170ZM219 21V20H218ZM4 22V21H3ZM11 22V21H10ZM31 22V21H30ZM35 22V21H34ZM45 22V21H44ZM51 22V24H53V22L52 21H50ZM59 22H60V20H59ZM63 22H64V20H63ZM80 22H82V21H80ZM79 22V23H80ZM91 22V21H90ZM100 22V21H99ZM99 22H97V23H99ZM103 22V21H102ZM106 22V21H105ZM113 22V23H114ZM128 22H126L127 23V25H128ZM137 22L135 21V24L136 25H138L137 24ZM147 22V21H146ZM149 22V21H148ZM147 22V23H148ZM167 23L168 25L170 24V23ZM193 22V21H192ZM206 22L207 23H210L211 21H207L206 20ZM214 22V21H213ZM216 22V21H215ZM247 24H246V23ZM14 24V22H11L9 25H11V24ZM19 23V22H18ZM32 23V22H31ZM30 23V25H34V24H31ZM54 23H56V22H54ZM61 23V22H60ZM60 23H58L59 25H60ZM67 23V22H66ZM78 22H76L75 24H77ZM78 23V24H79ZM92 23V22H91ZM93 23H95L94 21H93ZM112 23V22H111ZM108 24V25H113L114 26V24ZM125 23V24H126ZM130 23H133V21H130ZM129 23V24H130ZM140 23V22H139ZM151 23V22H150ZM158 23H160L161 24V21L160 22H158ZM157 23V24H158ZM22 24H24V22L22 23ZM25 24H27V26L29 25L28 23H25ZM38 24V23H37ZM42 24V23H41ZM45 24H47V22L45 23ZM63 24V23H62ZM73 24V23H72ZM81 24V23H80ZM83 24V23H82ZM145 24V23H144ZM143 23H142V25H140V26H143L144 25ZM152 24H150V26H149V29H150V27L151 28H153V27H155L154 25H152ZM166 24V23H165ZM204 24H206V23H204ZM15 25V24H14ZM21 25V24H20ZM29 25V26H30ZM39 25V24H38ZM56 25V24H55ZM59 25H57V27L59 26ZM64 25V24H63ZM67 25V24H66ZM71 25V24H70ZM92 25V24H91ZM103 25V24H102ZM116 25V24H115ZM133 25H134V23H133ZM132 24H131V26H133ZM147 25V24H146ZM208 25H210V24H208ZM207 25V26H208ZM212 25V24H211ZM243 25V23L241 24V26ZM1 27H2V25H0ZM26 26V25H25ZM28 26V27H29ZM37 26V25H36ZM61 26V25H60ZM72 26V25H71ZM76 26V25H75ZM79 26V25H78ZM99 26H100V24H99ZM99 26H98V28H99ZM106 27V25H103L102 27ZM126 26V25H125ZM124 26V27H125ZM135 26V25H134ZM139 26V25H138ZM148 26L145 28L147 31L149 30V29H147L148 28ZM157 26V25H156ZM161 26H162V24H161ZM161 26H159V27H161ZM206 26V25H205ZM214 26V25H213ZM17 27V26H16ZM38 27V26H37ZM45 27V29H46V27H47V25L46 26H44ZM56 26H54V29L56 28V29H58ZM61 27H64V26H61ZM68 28H69V26H67ZM81 27V26H80ZM105 27H104V29H105ZM123 26H122V28H124ZM127 27V26H126ZM164 27L165 28H168V27H166L165 25H164ZM210 28H209V30L210 31H212V30H214L213 28H212V26H209ZM219 27V26H218ZM242 27H244V26H242ZM247 27V26H246ZM246 27H244V28H246ZM22 28V27H21ZM27 28V27H26ZM35 28V27H34ZM82 28H84V27H82ZM115 28V27H114ZM117 28V27H116ZM121 28V29H122ZM136 28V30L138 29L137 27H135ZM135 28H134V30H135ZM140 28V27H139ZM142 28H144V27H142ZM162 28V27H161ZM165 28H163V29H165ZM215 28H217V27H215ZM248 28V27H247ZM1 29H4V28H1ZM25 29V28H24ZM40 29H42V26H41V28ZM49 29V28H48ZM55 29V30H56ZM66 30H67V28H65ZM78 29H80L79 27H78ZM77 29V31H79L78 33H80L81 31L80 30H78ZM104 29H103V32H104ZM125 29V28H124ZM160 29V28H159ZM240 29H241V27H240ZM12 30H13V28H12ZM16 30V29H15ZM28 30H30V28L28 29ZM36 30L38 31V29L36 28ZM35 30V31H36ZM44 30V29H43ZM73 30V29H72ZM93 30H95V28L93 29ZM98 30V29H97ZM96 30V31H97ZM105 30H107V32L108 33H110L109 31H108V29H105ZM117 30V29H116ZM116 30L114 29V31L116 32ZM128 30H130L129 28L127 29V31ZM133 30V29H132ZM139 30V29H138ZM152 30V29H151ZM156 30V29H155ZM158 30V29H157ZM10 31V30H9ZM16 31H18V29L16 30ZM30 31H32V30H30ZM34 31V32H35ZM46 31V30H45ZM61 31L62 32H64L63 31V29H61ZM69 31H71V30H69ZM84 31V30H83ZM111 31V30H110ZM121 30L119 29L118 31H117V33L118 32H120ZM123 32H125L124 30H122ZM121 31V32H122ZM131 31V30H130ZM139 31H141V29L139 30ZM161 31V30H160ZM4 32V31H3ZM21 32V31H20ZM39 32V31H38ZM48 33H49V31H47ZM46 32V33H47ZM56 32V31H55ZM60 32V30L58 29V33ZM66 32V31H65ZM90 32V31H89ZM99 32V31H98ZM97 32V33H98ZM101 32V34H102V30L100 31ZM113 32V31H112ZM132 32V31H131ZM131 32H129V33H131ZM135 32V31H134ZM137 32V31H136ZM159 32V31H158ZM163 31H161V33H162ZM247 32H249L248 30H247ZM247 32H246V34H247ZM37 33V32H36ZM36 33H34V34H36ZM43 33H45V32H43ZM52 33H53V30H52ZM70 33V32H69ZM73 32L71 31V34H72ZM127 33V32H126ZM152 33H154V28H153V30H152ZM151 33V34H152ZM160 33V34H161ZM166 34V31H164L163 33H162V36L163 37H165L163 34ZM180 33V32H179ZM250 33V32H249ZM1 34V33H0ZM10 34V33H9ZM17 34V33H16ZM21 34V33H20ZM20 34H17V35H20ZM28 34H29V32H28ZM33 34V35H34ZM38 34V33H37ZM40 34V33H39ZM51 34V33H50ZM54 34V33H53ZM56 34V36H57V33H55ZM54 34V35H55ZM61 34V33H60ZM63 34V33H62ZM70 34V35H71ZM83 34V33H82ZM81 34V35H82ZM85 34V33H84ZM105 34V33H104ZM111 34V33H110ZM112 34H114V33H112ZM119 34V33H118ZM117 34V35H118ZM121 34V33H120ZM128 34V33H127ZM133 34V33H132ZM135 34V33H134ZM136 34H139V32L138 33H136ZM144 34V33H143ZM157 34V33H156ZM170 34V33H169ZM168 34V35H169ZM181 34V33H180ZM229 34V35H230ZM239 34V33H238ZM2 35V34H1ZM11 35V34H10ZM15 35V34H14ZM16 35V36H17ZM21 35H25L24 33L23 34H21ZM29 35H31V34H29ZM41 35V34H40ZM45 35V34H44ZM43 35V36H44ZM47 35H49V34H47ZM52 35V34H51ZM50 35V36H51ZM64 35H65V33H64ZM67 35V34H66ZM80 35V36H81ZM86 35V34H85ZM99 35V34H98ZM106 35V34H105ZM103 36V37H106V36ZM145 35V34H144ZM147 35H149V34H147ZM167 35V34H166ZM167 35V36H168ZM171 35V34H170ZM170 35L168 36L169 37V39H170ZM172 35H174V34H172ZM171 35V36H172ZM221 35H220V38H221ZM5 36H6V39H7V35L5 34ZM28 36V35H27ZM35 36V35H34ZM68 36V35H67ZM72 36V35H71ZM71 36H70V38H71ZM74 34H73V38H74ZM83 36V35H82ZM123 36V35H122ZM121 36V37H122ZM128 37L127 38H124V40L125 41H122V42H125V44H123V45H125V46H127V48H128V45H129V42L130 41H132V40H130V39H133L134 40V38H132L131 37V35L130 34H128L127 35ZM135 36V35H134ZM133 36V37H134ZM137 37H139L138 35H136ZM150 36V35H149ZM154 36H155V33H154ZM165 37V38H168V37ZM175 36H177V35H175ZM175 36H174V38H175ZM180 36V35H179ZM232 36V35H231ZM9 37V36H8ZM20 37V36H19ZM38 37H39V35H38ZM41 38H43L42 36H40ZM54 36H52V38H53ZM77 37V36H76ZM84 37V36H83ZM82 37V38H83ZM89 37V36H88ZM87 37V38H88ZM109 37V36H108ZM107 37V38H108ZM111 37V36H110ZM118 37V36H117ZM120 37V36H119ZM136 37V38H137ZM147 37V36H146ZM151 37V36H150ZM157 37H159L158 36V34H157ZM163 37H161V38H163ZM23 38V37H22ZM24 38H25V36H24ZM31 38V37H30ZM30 38H29V40H30ZM40 38V39H41ZM47 38V37H46ZM51 38V39H52ZM58 38H60V39H62L61 37H59V34H58ZM67 38V37H66ZM81 38V37H80ZM98 38V37H97ZM96 38V39H97ZM144 37H142V39H143ZM155 38V37H154ZM164 38V39H165ZM172 38V37H171ZM177 38H178V36H177ZM177 38H175V39H177ZM9 39V38H8ZM8 39H7V42H8ZM14 39H16L17 40V38H14ZM33 39V38H32ZM39 39V40H40ZM49 39V38H48ZM55 39V38H54ZM64 39H65V37H64ZM68 40H69V38H67ZM75 39V38H74ZM77 39V38H76ZM75 39V40H76ZM101 39H102V37H101ZM109 39V38H108ZM107 39V40H108ZM111 39H113V38H111ZM121 39V38H120ZM139 39V38H138ZM140 39H141V36H140ZM148 39V38H147ZM150 39H152V38H149V40ZM163 39V40H164ZM175 39H170V40H168L170 43H168L167 41H164L165 42V44L166 43H168L169 45H168V47H166L165 46V44L163 43V45L166 47H161L160 46V43H159V41H154L155 42V46H156V48H157V50H158V53H159V55H160V57H161V59H163L162 61H164V63L165 64H168L169 66L170 65H172V64H176V62H177V65H178V61H184V55H183V51H181V49L180 48H182L181 46H180V42H179V44H178V40H179V38H178V40H175ZM222 39V38H221ZM1 40H3L2 38H1ZM10 40V39H9ZM11 40L13 41V38H11ZM19 40H21V38H19ZM24 40V39H23ZM29 40L27 39V41L29 42ZM35 40H37V42L39 41L37 38L35 39ZM35 40H33V41H35ZM44 40H46V39H44ZM56 40V39H55ZM58 40V42H59V39H57ZM71 40V39H70ZM86 40V39H85ZM89 40V39H88ZM99 40V39H98ZM110 40V39H109ZM130 40V41H129ZM136 40V39H135ZM157 40H159V38L157 39ZM166 40V39H165ZM219 40V39H218ZM260 40V39H259ZM26 41V42H27ZM49 42H50V40H48ZM62 41H64L65 42V40H62ZM103 41V40H102ZM114 41V40H113ZM150 41H152V40H150ZM152 41V42H153ZM16 42V41H15ZM14 41H13V43H15ZM25 42V43H26ZM31 42V41H30ZM41 42H42V40H41ZM48 42V43H49ZM55 42V41H54ZM60 42H61V40H60ZM63 42V43H64ZM80 42H81V40H80ZM90 42H92V41H90ZM89 42V43H90ZM98 42V41H97ZM103 42H105V41H103ZM109 42H111V40L109 41ZM116 42V41H115ZM118 42V41H117ZM141 42H143V41H141ZM146 42V41H145ZM152 42H151V44H152ZM160 42H161V40H160ZM264 42V41H263ZM2 43V42H1ZM20 43V42H19ZM31 43H33V42H31ZM40 43V42H39ZM47 43V42H46ZM48 43H47V45H48ZM53 43V42H52ZM77 43V42H76ZM75 43V44H76ZM79 43V42H78ZM83 43V42H82ZM88 43V44H89ZM99 43V42H98ZM97 43V44H98ZM100 43H102V42H100ZM99 43V44H100ZM106 43V42H105ZM113 42H111L110 44H112ZM119 43V45H120V42H118ZM117 43V44H118ZM132 43H134V42H132ZM140 43V42H139ZM238 43V42H237ZM34 44V43H33ZM36 44H38V43H36ZM45 44V43H44ZM50 44V43H49ZM55 44V43H54ZM61 44V43H60ZM67 43H64L63 44V46L64 45H66ZM73 44V43H72ZM84 44V43H83ZM95 44V43H94ZM114 44V43H113ZM116 44V43H115ZM143 44V43H142ZM159 44V45H158ZM261 44H262V41H261ZM1 45H3V44H1ZM0 45V46H1ZM14 45V44H13ZM18 45V44H17ZM16 45V47H18ZM24 45V44H23ZM39 45V44H38ZM46 45V44H45ZM69 45H70V43H69ZM68 44L66 45V46H69ZM85 45V44H84ZM84 45H82L83 46V48H84ZM90 45V44H89ZM92 45V44H91ZM96 45V44H95ZM102 45V44H101ZM118 45V46H119ZM144 45H145V43H144ZM144 45H142V49H143V46ZM150 45V44H149ZM20 46V45H19ZM26 46H27V44H26ZM28 46H29V44H28ZM36 46V45H35ZM35 46H33V47H35ZM40 46V45H39ZM42 46V45H41ZM51 46V45H50ZM50 46L48 47V48H50ZM60 46H62V45H60ZM59 46V47H60ZM62 46V47H63ZM65 46V47H66ZM79 46V45H78ZM78 46H76V47H78ZM104 46V45H103ZM102 46V47H103ZM109 46V45H108ZM111 46L112 45H110L109 47L111 48ZM114 46V45H113ZM113 46H112V49H114L113 48ZM124 46V47H125ZM135 46V45H134ZM136 46H141V45H137L136 44ZM3 47V46H2ZM9 47V46H8ZM12 47V46H11ZM21 47V46H20ZM56 48H57V46H55ZM55 47H53L54 49H55ZM61 47V48H62ZM70 47V49H71V46H69ZM68 47V48H69ZM92 47H94L93 45H92ZM92 47H90L91 49H92ZM104 47H106V46H104ZM115 47V46H114ZM146 47V46H145ZM183 47H185V46H183ZM262 47V46H261ZM5 48H6V46H5ZM14 48H15V45H14ZM19 48V47H18ZM29 48H31L30 46H29ZM36 48V47H35ZM34 48V49H35ZM38 48V47H37ZM64 48V47H63ZM73 49H75L74 47H72ZM79 48V47H78ZM85 48H86V46H85ZM101 48V47H100ZM116 48H119V47H116ZM126 48V47H125ZM133 48V47H132ZM136 48V47H135ZM150 48H151V46H150ZM153 48V47H152ZM0 49H2V48H0ZM8 49V48H7ZM6 49V50H7ZM13 49V48H12ZM22 49V48H21ZM23 49H26L27 50V48H25V47H23ZM22 49V50H23ZM33 49V48H32ZM46 49H47V47H46ZM52 49V48H51ZM50 49V50H51ZM57 49H59V48H57ZM56 49V50H57ZM93 49H95V47L93 48ZM96 49H98V48H96ZM130 49H131V47H130ZM148 49V48H147ZM155 49V48H154ZM263 49H264V47H263ZM4 50V49H3ZM11 50V49H10ZM15 50H17V48L15 49ZM36 50V49H35ZM40 50H41V48H40ZM40 50H37V51H40ZM44 50V49H43ZM53 50V49H52ZM52 50L51 51H49V52H52ZM61 50H63V49H61ZM88 50V49H87ZM105 50V49H104ZM103 49H102V52L104 51ZM120 50V49H119ZM119 50H116V51H119ZM137 50V49H136ZM139 50V49H138ZM140 50H141V48H140ZM145 50V49H144ZM1 51V50H0ZM13 51V50H12ZM30 51V50H29ZM28 50L27 51H24V52H29ZM42 51V50H41ZM58 51V50H57ZM65 51V50H64ZM67 51H68V49H67ZM73 50H71V52H69V54L71 53V55H72V57H73V55H75L73 52H72ZM92 51V50H91ZM90 51V52H91ZM98 51V50H97ZM96 50H95V52H97ZM100 52H101V50H99ZM98 51V52H99ZM112 51V50H111ZM123 51V50H122ZM129 51V50H128ZM134 51H135V49H134ZM146 51V50H145ZM155 51V50H154ZM4 52H7V51H5L4 50ZM8 52H10V51H8ZM17 52V51H16ZM21 52V51H20ZM43 52H45V51H43ZM48 52V51H47ZM48 52V53H49ZM59 53H61V54H64V53H62V52H60V51H58ZM58 52H56L55 51V53H58ZM74 52H75V50H74ZM79 52H81V50H79ZM82 52L84 53V49L82 50ZM87 53L89 52V51H86ZM85 52V53H86ZM88 53L89 55H92L93 54V52H91V53ZM94 52V53H95ZM114 52H115V49H114ZM137 52H139V51H137ZM137 52H135L136 53V55H138L137 54ZM152 52H153V49H152ZM157 52V51H156ZM155 52V53H156ZM14 53V52H13ZM30 53V52H29ZM37 53V52H36ZM41 53V52H40ZM40 53L38 54V56L40 55ZM55 53L53 52L52 54H54V56H55ZM66 53V52H65ZM73 53V54H72ZM119 53V52H118ZM120 53H122V52H120ZM123 53H124V51H123ZM134 53V54H135ZM151 53V52H150ZM154 53V52H153ZM154 53V54H155ZM2 54V53H1ZM4 54H6V53H4ZM9 54V53H8ZM11 54V53H10ZM17 54L18 53H16V56H17ZM34 54V53H33ZM41 54H43V53H41ZM50 54V53H49ZM51 54V55H52ZM60 54V55H61ZM102 55H103V53H101ZM104 54H106V53H104ZM109 54V53H108ZM117 54V53H116ZM116 54H114V55H116ZM125 55L127 54L126 53V51H125V53H124ZM154 54H152L153 56H154ZM188 54V53H187ZM3 55V54H2ZM12 55V54H11ZM23 55V54H22ZM27 55V54H26ZM36 55V54H35ZM64 55H68V53H66V54H64ZM64 55H62V56H64ZM82 54H79V56H81ZM87 55V54H86ZM112 56H113V54H111ZM123 55V54H122ZM124 55V56H125ZM129 55V54H128ZM131 55V54H130ZM133 55V54H132ZM131 55V56H132ZM151 55V54H150ZM25 56V54L23 55V57ZM48 57L50 56V55H47ZM62 56H61V58H62ZM83 56H85V55H83ZM88 56V55H87ZM92 56H96L95 54H93ZM91 56V57H92ZM107 56V55H106ZM111 56V57H112ZM116 56H118V55H116ZM121 56V55H120ZM5 57V56H4ZM6 57H8V56H6ZM5 57V58H6ZM25 57H27V56H25ZM24 57V58H25ZM42 57H46V55H44V56H41V58ZM51 57V56H50ZM49 57V58H50ZM57 57V56H56ZM65 57V56H64ZM72 57H70L69 56V58H72ZM76 56H74V58H75ZM89 57V56H88ZM90 57V58H91ZM93 57V58H94ZM97 57V56H96ZM101 57V56H100ZM103 57H105L104 55H103ZM110 57V56H109ZM109 57H105V58H109ZM110 57V58H111ZM114 57V56H113ZM119 57V56H118ZM117 57V58H118ZM122 57V56H121ZM126 57V56H125ZM128 57V56H127ZM137 57V56H136ZM139 57H141V56H139L138 55V57L137 58H139ZM152 57V56H151ZM3 58V57H2ZM17 58H18V56H17ZM35 58H36V56H35ZM39 58V57H38ZM48 58V59H49ZM53 59H54V57H52ZM66 58H67V56H66ZM99 58V57H98ZM102 58V57H101ZM104 58V59H105ZM132 59H134V57H131ZM154 58V57H153ZM12 59H13V56H10L9 55V58H7L6 60H8L9 62H12ZM14 59H16L15 57H14ZM21 59V58H20ZM19 58H18V60H20ZM26 59V58H25ZM27 59H29L28 57H27ZM46 59V58H45ZM59 59V58H58ZM57 59V60H58ZM76 59V58H75ZM80 59L81 60H77V61H82L83 59H82V57H80ZM92 59V58H91ZM103 58H102V60H104ZM112 59V58H111ZM116 59V58H115ZM114 59V60H115ZM129 60H130V56H129V58H128ZM136 59V58H135ZM2 61H3V59H1ZM0 60V61H1ZM5 60V61H6ZM17 60V59H16ZM17 60V61H18ZM34 60V59H33ZM33 60H32V62H33ZM56 60V61H57ZM61 60V59H60ZM68 60V59H67ZM88 60H89V58H88ZM98 60V59H97ZM96 60V61H97ZM101 60V59H100ZM116 60H119V59H116ZM121 60H122V58H121ZM121 60H119V62H122ZM137 60V59H136ZM155 60H156V57H155ZM188 60V59H187ZM186 60V61H187ZM2 61H1V63H2ZM14 61V60H13ZM21 62H22V59L20 60ZM24 61V60H23ZM29 61H31V60H29ZM41 61V60H40ZM42 61H44V60H42ZM53 61V60H52ZM55 61V60H54ZM64 61V60H63ZM69 61V60H68ZM84 61V60H83ZM94 61H95V59H94ZM93 61V62H94ZM106 61H107V59L105 60V62H104V64L106 63ZM123 61H124V59H123ZM135 61V60H134ZM185 61V62H186ZM8 62V63H9ZM20 62V63H21ZM27 62H28V60L26 61V64H27ZM31 62V63H32ZM37 62H39V61H37ZM50 62H51V60H50ZM60 62V61H59ZM71 62V61H70ZM75 62V61H74ZM115 62V61H114ZM118 62V67L120 66V63ZM126 62V61H125ZM6 63V65H7V61L5 62ZM14 63V62H13ZM19 63V64H20ZM23 63V62H22ZM30 63V62H29ZM29 63H28V66H30L29 65ZM33 63H36V61L35 62H33ZM42 63V62H41ZM41 63H40V65H41ZM44 63V62H43ZM42 63V64H43ZM46 64L48 63V62H45ZM61 63V62H60ZM65 63V62H64ZM84 65H85V63L84 62H82ZM97 63V62H96ZM99 63V62H98ZM110 63V62H109ZM129 63V62H128ZM162 63V62H161ZM184 63V62H183ZM4 64V63H3ZM3 64H1V68L2 67H4L5 68V72H6V65L4 66ZM17 64V63H16ZM37 64V63H36ZM45 64V66L47 67V65ZM50 64V63H49ZM54 65V63H51L50 65ZM58 64V63H57ZM80 64V66H81V63H79ZM123 64V63H122ZM12 65V64H11ZM10 65V66H11ZM60 65V64H59ZM62 65V64H61ZM65 65H67L66 63H65ZM64 65V66H65ZM69 65H71V64H69ZM74 65H75V63H74ZM95 65V64H94ZM103 65V64H102ZM107 65H109V64H107ZM107 65H105V67L107 66ZM112 65L114 66V65H117V63L115 62V64H113V62H112ZM124 65V64H123ZM17 66H19L20 67V65H17ZM22 66V65H21ZM34 66V65H33ZM42 66V65H41ZM55 66V65H54ZM63 66V65H62ZM83 66V65H82ZM81 66V67H82ZM86 66V65H85ZM99 66V65H98ZM97 66V67H98ZM112 66V67H113ZM13 67V66H12ZM24 67V66H23ZM35 67V66H34ZM37 67V66H36ZM70 67V66H69ZM74 67H77V66H74ZM78 67H79V65H78ZM87 67V66H86ZM101 67V69H102V66H100ZM99 67V68H100ZM108 67V66H107ZM116 67V66H115ZM115 67H113V69H116ZM125 67V66H124ZM168 67V66H167ZM178 67H179V65H178ZM1 68H0V72L1 71H3L4 69H2L1 70ZM9 68V67H8ZM8 68H7V70H8ZM14 68V67H13ZM15 68H16V66H15ZM21 68V67H20ZM27 68V67H26ZM42 68H44L46 71H47V68H45L44 66L42 67ZM42 68H41V70H42ZM52 68V67H51ZM55 68H56V66H55ZM59 68V67H58ZM62 68V67H61ZM60 68V69H61ZM94 68V67H93ZM111 67L109 66V69H110ZM126 69L128 68L127 67V65H126V67H125ZM164 68V67H163ZM249 68H250V66H249ZM63 69H64V67H63ZM70 69V68H69ZM71 69H72V65H71ZM74 69V71H77V70H75L76 68H73ZM73 69H72V71H73ZM104 69V68H103ZM119 69V68H118ZM121 69H122V66H121ZM165 69H167V68H165ZM174 69V68H173ZM184 70L186 69V66H185V68H183ZM251 69V68H250ZM11 70V69H10ZM10 70H8V71H10ZM22 70V69H21ZM24 70V69H23ZM26 70V69H25ZM24 70V71H25ZM39 70V69H38ZM41 70H39V71H41ZM45 70H44V72H45ZM48 70H49V66H48ZM79 70V69H78ZM105 70H106V68H105ZM125 69H123V71H124ZM172 70V69H171ZM187 70V69H186ZM254 70V69H253ZM19 71V70H18ZM33 71V70H32ZM51 71H53V69L51 70ZM61 71H62V69H61ZM64 71V70H63ZM70 71V73H71V70H69ZM115 71H117V70H115ZM128 70H126V72H127ZM249 71H252V70H249ZM23 72V71H22ZM42 72V71H41ZM40 72V73H41ZM48 72V71H47ZM50 72V71H49ZM48 72V73H49ZM78 72V76H79V71H77ZM76 72V73H77ZM82 72V71H81ZM100 72V71H99ZM113 72H114V70H112V74H113ZM119 72H121V70L119 71ZM255 72V71H254ZM3 73H4V71H3ZM13 73H14V71H13ZM19 73H20V71H19ZM36 73V72H35ZM37 73H38V71H37ZM36 73V74H37ZM43 73V72H42ZM51 73V72H50ZM59 73V72H58ZM62 73V72H61ZM65 73H68V72H66V70H65ZM98 73V72H97ZM100 73H104V70L103 71H101ZM115 73V72H114ZM117 73V72H116ZM123 73V72H122ZM125 73V72H124ZM123 73V74H124ZM177 73V72H176ZM7 74H9L10 75V72L9 73H7ZM24 74H26V73H24ZM28 74H29V72H28ZM45 74H46V72H45ZM45 74H42L43 76H44V78H45ZM52 74V73H51ZM54 74H55V72H54ZM72 74H73V72H72ZM105 74H107V73H105ZM121 74V73H120ZM178 74V73H177ZM5 75V74H4ZM15 75H16V73H15ZM18 75V74H17ZM19 75H22V74H19ZM18 75V76H19ZM42 75H40V76H42ZM59 75V74H58ZM58 75H56L58 78H59V76ZM61 75V74H60ZM66 75V74H65ZM95 75H96V73H95ZM99 75V74H98ZM100 75H102V74H100ZM110 75V74H109ZM114 75V74H113ZM254 75H255V73H254ZM26 76V75H25ZM31 77H32V75H30ZM34 76H35V74H34ZM33 76V79H35V77ZM37 76H38V74H37ZM49 76V75H48ZM47 76V77H48ZM53 76H55V75H53ZM64 76V75H63ZM81 76V75H80ZM90 76H92V74L90 75ZM111 76V78L113 77L114 78V76H112V75H110ZM177 76V75H176ZM181 76V75H180ZM180 76H178L179 78H180ZM256 76V75H255ZM3 77V76H2ZM12 77V76H11ZM11 77H10V80H11ZM21 77V76H20ZM26 77H28V76H26ZM26 77L24 78V75L22 76V78H24V79H26ZM30 77V78H31ZM50 77V76H49ZM48 77V78H49ZM66 77V76H65ZM68 77V76H67ZM66 77V79H68ZM98 77V76H97ZM100 77V76H99ZM102 77V76H101ZM100 77V78H101ZM107 77H109V76H107ZM117 77V76H116ZM119 77L120 76H118L117 78L119 79ZM182 77V76H181ZM1 78V77H0ZM7 78V77H6ZM15 78H16V76H15ZM36 78H38V79H35V80H39V81H41L40 79H39V77H36ZM43 77H42V79H44ZM48 78H47V80H48ZM74 78V77H73ZM76 78V77H75ZM81 78H82V76H81ZM103 78V77H102ZM116 78V79H117ZM178 78V79H179ZM4 80L3 81H6L5 80V78H3ZM19 79V78H18ZM17 79V80H18ZM33 79H30V80H33ZM50 79V78H49ZM70 80L72 79V78H69ZM68 79V80H69ZM86 79V78H85ZM98 79V78H97ZM104 79H105V77H104ZM108 79V78H107ZM115 78H114V80H116ZM117 79V80H118ZM7 80H9V78H7ZM9 80V81H10ZM26 80H28V79H26ZM45 81L44 82H46L47 80L46 79H44ZM53 80V79H52ZM55 80H56V78H55ZM58 80V79H57ZM63 80V79H62ZM69 80V81H70ZM76 80H79V79H76ZM83 80V79H82ZM81 80V86H82V81ZM92 80V79H91ZM116 80V81H117ZM120 80V79H119ZM23 81V80H22ZM29 81V80H28ZM34 81V80H33ZM59 81V80H58ZM58 81H56V82H58ZM88 81V80H87ZM93 81V80H92ZM94 81H97V80H94ZM99 81V80H98ZM100 81H102V79H100ZM111 81H113L112 79H111ZM111 81H107V84L110 82L111 83ZM179 81V80H178ZM21 81L20 80H18L17 81V83H20ZM52 82V81H51ZM54 82V81H53ZM63 82V81H62ZM64 82H66V81H64ZM79 82H80V80H79ZM6 83H8L7 81H6ZM10 83V82H9ZM30 83V82H29ZM35 83V82H34ZM37 84H35V85H39L38 84V81L36 82ZM40 83V82H39ZM43 83V82H42ZM41 83V84H42ZM68 83V82H67ZM84 83V82H83ZM86 83H89V82H86ZM85 83V84H86ZM95 83H98V82H95ZM102 83H104V81H102ZM101 83V84H102ZM113 83V82H112ZM118 83H120V82H118ZM3 84V83H2ZM12 84V83H11ZM13 84H16L15 83V79H14V83ZM51 84H53V83H51ZM57 84V83H56ZM64 84V83H63ZM66 84V83H65ZM70 84H72V83H70ZM74 84V83H73ZM79 84V86H80V83H78ZM77 84V85H78ZM85 84H84V87H85ZM93 84H94V82H93ZM121 84V83H120ZM21 85H22V83H21ZM24 85H26L25 84V82H24ZM33 86H34V84H32ZM43 85V84H42ZM42 85H40L41 87H42ZM48 85V84H47ZM58 85V84H57ZM117 85H119V84H117ZM2 86H4V84L2 85ZM7 86V85H6ZM6 86H4V87H6ZM10 86V85H9ZM12 86V85H11ZM18 86H19V84H18ZM18 86H16L17 88H18ZM30 86H31V84H30ZM29 86V87H30ZM45 86V85H44ZM50 86V85H49ZM55 86V85H54ZM60 86V85H59ZM58 86V87H59ZM76 86V85H75ZM93 86V85H92ZM95 86H97L96 84H95ZM99 86H101V85H99ZM99 86H97V87H99ZM105 86H106V84H105ZM113 86V85H112ZM111 86V88H113ZM51 87V86H50ZM49 87V88H50ZM69 87V86H68ZM67 87V88H68ZM83 87V86H82ZM84 87H83V89H84ZM119 87V86H118ZM120 87L122 88L123 86L122 85H120ZM7 88V87H6ZM5 88V89H6ZM10 88V87H9ZM15 88V87H14ZM27 88H28V86H27ZM30 88H32V87H30ZM30 88H28V89H30ZM38 89H39V87H37ZM57 88V87H56ZM56 88H55V91H56ZM66 88V87H65ZM66 88V89H67ZM94 88V87H93ZM101 89L103 88V87H100ZM106 87H104V89H105ZM108 88V87H107ZM110 88V89H111ZM117 88V87H116ZM5 89H3V90H5ZM8 89V88H7ZM6 89V90H7ZM19 89V88H18ZM17 89V90H18ZM44 89H45V87H44ZM51 89V88H50ZM54 89V88H53ZM52 89V90H53ZM71 89H76V88H74V86L71 88ZM79 89V88H78ZM92 89V88H91ZM118 89V88H117ZM9 90V89H8ZM7 90V91H8ZM11 90V89H10ZM20 90V89H19ZM22 90V89H21ZM21 90L19 91V92H21ZM25 90H26V86H25ZM36 90V89H35ZM35 90L33 91V92H35ZM95 90V89H94ZM98 90V89H97ZM103 90V89H102ZM111 90H114V89H111ZM110 90V91H111ZM119 90V89H118ZM126 90V89H125ZM179 90V89H178ZM40 91V90H39ZM45 91H46V89H45ZM45 91H43V93L45 92ZM57 91L59 92V90H58V88H57ZM56 91V92H57ZM66 91V90H65ZM64 91V92H65ZM71 91V90H70ZM72 91H74V90H72ZM71 91V92H72ZM76 91V90H75ZM82 91V90H81ZM86 91V90H85ZM87 91H88V89H87ZM90 91V90H89ZM92 91V90H91ZM96 91V90H95ZM106 91V90H105ZM124 91V90H123ZM11 92H12V90H11ZM26 92V91H25ZM27 92H30V91H27ZM57 92V93H58ZM67 92V91H66ZM83 92V91H82ZM99 92H100V89H99ZM108 92V91H107ZM112 92V91H111ZM116 92V91H115ZM121 92V91H120ZM181 92V91H180ZM1 93H3V92H1V88H0V94ZM7 93V92H6ZM9 93V92H8ZM15 94H16V91L14 92ZM18 93V92H17ZM22 93H24V91L22 92ZM31 93V92H30ZM52 93V92H51ZM60 93V92H59ZM58 93V94H59ZM62 93H63V91H62ZM73 93V92H72ZM87 93V92H86ZM91 93V92H90ZM101 93V92H100ZM105 93V92H104ZM109 93V92H108ZM123 92H121V95H123L122 94ZM124 93H126L125 91H124ZM12 94V93H11ZM20 94V93H19ZM28 94V93H27ZM45 95H46V93H44ZM47 94H50V92H48ZM54 94V93H53ZM56 94V93H55ZM58 94H57V96H58ZM61 94V93H60ZM64 94V93H63ZM61 95V97L63 96L64 97V95ZM66 94V93H65ZM76 94V93H75ZM81 94H83V93H81ZM92 94V93H91ZM107 94V93H106ZM127 94V93H126ZM24 95V94H23ZM41 95V94H40ZM45 95H43V96H45ZM69 94H68V92H67V96H68ZM71 95V94H70ZM74 95V94H73ZM77 95H79V94H77ZM87 95L89 96V94L87 93ZM87 95H85V97L87 96ZM92 95H96V93L95 94H92ZM97 95H98V93H97ZM100 95V94H99ZM111 95V94H110ZM125 95V94H124ZM2 96V95H1ZM0 96V97H1ZM21 96V95H20ZM19 96V98L18 99H20L21 97ZM30 96V95H29ZM33 96V95H32ZM34 96H36L35 94H34ZM37 96H39V95H37ZM48 96V95H47ZM50 96V95H49ZM56 96V98H58ZM102 96H103V93H102ZM112 96H114L113 94H112ZM126 96V95H125ZM12 97V96H11ZM15 97V96H14ZM25 97H27V96H25ZM53 97V96H52ZM66 97V96H65ZM64 97V99H66ZM81 96H79L78 98H80ZM84 97V96H83ZM95 97H97V96H95ZM99 97V96H98ZM107 97H108V95H107ZM105 95H104V98H102L103 100H105V98H107ZM116 97V96H115ZM127 97H128V95H127ZM2 99H3V97H1ZM6 98V97H5ZM16 99H17V96L15 97ZM42 97H40V99H41ZM47 98V97H46ZM46 98H44V100L46 99ZM69 98V97H68ZM92 98H94V97H92ZM112 98V97H111ZM7 99H10L11 100V98H7ZM7 99H6V101H7ZM16 99H14V100H16ZM31 99H33L34 100V102H35V99L32 97ZM50 98H48V99H46L47 100V102H48V100H49ZM52 99V98H51ZM50 99V100H51ZM59 99V98H58ZM58 99H57V102H59L58 101ZM61 99V98H60ZM70 99H73L74 100V98H71V96H70ZM82 99V98H81ZM84 100H85V98H83ZM82 99V100H83ZM90 99H91V97H90ZM95 99V98H94ZM108 99V101H109V98H107ZM114 99V98H113ZM1 100V99H0ZM25 100V99H24ZM24 100H22V106L23 105H25V107L26 108H30V102L29 101H26V102H23ZM30 100V99H29ZM32 100V101H33ZM42 100V99H41ZM56 100V99H55ZM63 100V99H62ZM67 100V99H66ZM76 100V99H75ZM74 100V101H75ZM96 100H100V99H96ZM114 100H116V99H114ZM13 101V100H12ZM17 101H19V100H17ZM65 101V100H64ZM71 101V100H70ZM78 101H80V99H78ZM86 101V100H85ZM91 101V100H90ZM89 101V102H90ZM92 101H94L93 99H92ZM91 101V102H92ZM102 101V100H101ZM113 101V100H112ZM2 102V101H1ZM15 102V101H14ZM39 102V101H38ZM37 102V103H38ZM41 102H43V100L41 101ZM45 102V101H44ZM50 102V101H49ZM53 102H54V100H53ZM68 102V101H67ZM67 102H65L64 103V105L65 104H67ZM73 102V101H72ZM77 102V101H76ZM75 102V103H76ZM82 102V101H81ZM81 102H78V103H76L77 105L79 104L80 105V103ZM91 102H90V104H91ZM100 102V101H99ZM103 102H105L106 104H107V101H103ZM3 103V102H2ZM11 103H13V102H11ZM16 103V102H15ZM15 103H14V107H15ZM19 102H17V104H18ZM46 103V102H45ZM63 103V102H62ZM69 103V102H68ZM74 103V102H73ZM82 103H84L83 105H82V107L84 108V105H87V104H85V102H82ZM81 103V104H82ZM87 103H88V101H87ZM109 103H111L110 101H109ZM1 104V103H0ZM49 104H52V102H50ZM89 104V103H88ZM95 104V106H96V104H100V105H102L101 104V102L100 103H94ZM105 104V106H107ZM3 106L5 105L4 103L2 104ZM1 105V106H2ZM11 105V104H10ZM32 105H33V103H32ZM31 105V106H32ZM42 105V104H41ZM46 105V104H45ZM48 105V104H47ZM62 105V104H61ZM93 105V104H92ZM110 105H112V104H110ZM109 105V106H110ZM115 105V104H114ZM0 106V107H1ZM2 106V107H3ZM21 106V107H22ZM38 106H39V104H38ZM44 106V105H43ZM55 108H56V106L55 105H53ZM58 106H60V104L58 103V105H57V108H58ZM66 106V105H65ZM68 106H70V105H68ZM71 106H73V105H71ZM7 108H8V106H6ZM18 107V106H17ZM35 107H36V105H35ZM34 107V108H35ZM40 107H42V106H40ZM61 107V106H60ZM59 107V108H60ZM67 107V106H66ZM74 107H76L75 105H74ZM78 107V106H77ZM97 107V106H96ZM95 107V109H97ZM99 107V106H98ZM32 108H33V106H32ZM58 108V109H59ZM63 108H65L64 106H63ZM83 108H82V110H83ZM87 108V107H86ZM85 108V109H86ZM89 108V107H88ZM103 108V107H102ZM107 108H109V107H107ZM115 108V107H114ZM3 109H5V108H3ZM13 109H15V108H12V107H10L9 109H6V110H2V111H0V264H139V260H138V258H136L135 256H133V255H131V245L129 244L130 242H132L134 245L135 244H138V242H140V236L138 235V231L141 233V231H142V233L140 234L141 236H143V238H144V240H148L147 242H148V245H147V248H145V252H144V255H142L144 258V260L146 261H148V262H152L154 259H157V257H158V250L159 251H161L160 249H161V247H163V248H170V247H172L173 245H174V242H171L169 239H168V230H167V228H166V225H165V223H163V222H161L160 220H161V217H160V215H158L157 214V212H155L153 209H151V208H148V212H150L151 213V217H152V220L153 221H155L157 224H148V223H142V225L140 226V228L139 229H135L134 231H126V229H124L125 228V226H127L128 224H130V225H136V221L131 217V215H126V213L123 211V209H121V208H114L113 210H112V207L110 208L111 209V211L108 209V211H110V212H107V209L105 210V208H104V206L102 207L101 206V204H100V202H98L96 199H95V197H93V195H94V192L92 191V189H91V187H90V185L91 184H93V183H91L89 180H90V174L92 173V174H97V173H99L100 171H99V167H100V165H99V163L96 161L97 159L96 158H93V157H91L90 156V154L91 153H88L89 154V156L90 157H88L87 155H86V158H84L85 156H79V154H78V157L76 156H73V155H68V156H65V154L63 153V154H61L60 152H64V151H61V150H59L58 151V149L59 148H61L62 150L64 149V148H62V147H59L58 149H57V147L55 148L54 146H53V144L50 142V139L49 140H47L48 139V137H47V139H45V137L43 136V134L41 133V132H39V129L41 128H39L38 127V125L36 126V125H32V123H30V121H29V116L28 115H23V113L21 114V113H19V112H15V111H13ZM23 109V108H22ZM31 109V108H30ZM29 109V110H30ZM47 109V106L45 107V110ZM68 109V108H67ZM72 109V108H71ZM105 109V108H104ZM103 109V110H104ZM18 110H19V108H18ZM21 110V109H20ZM19 110V111H20ZM34 110V109H33ZM47 110H50V109H47ZM61 110V109H60ZM64 110V109H63ZM68 110H70V108L68 109ZM79 110L81 111V109H78L77 110V112H79ZM88 111H90L89 113H91L92 111L91 110H89V109H87ZM87 110H85V111H87ZM98 110H100V109H98ZM97 110V111H98ZM108 110V109H107ZM111 110H112V108H111ZM114 110V109H113ZM117 110L118 109H116L115 108V112H117ZM17 111V110H16ZM28 111V110H27ZM35 112H36V110H34ZM56 111V109L54 110V111H52V112H54V113H56L55 112ZM75 111V110H74ZM84 111V112H85ZM96 111V110H95ZM110 111V110H109ZM108 111V113H110ZM29 112V111H28ZM41 112H42V110H41ZM45 112V111H44ZM58 112H60V111H58ZM58 112H57V114H58ZM63 112V111H62ZM65 112V111H64ZM67 112H69V111H67ZM103 112V111H102ZM105 112H106V109H105ZM112 112V111H111ZM115 112H113L114 113V116L116 115L115 114ZM26 113V112H25ZM38 113V112H37ZM43 113V112H42ZM48 113V112H47ZM75 113H76V111H75ZM74 113V114H75ZM80 113H82V111L80 112ZM96 113V112H95ZM100 113H101V111H100ZM97 113L98 115H97V117L99 116L100 117V115L102 116L104 113ZM107 113V112H106ZM113 113H111V114H113ZM29 114V113H28ZM50 114H52V113H50ZM63 114V113H62ZM61 114V115H62ZM67 114V113H66ZM69 114V113H68ZM67 114V115H68ZM77 114V113H76ZM75 114V115H76ZM87 114V113H86ZM120 114V113H119ZM127 114V113H126ZM32 115H34V114H32ZM40 115V114H39ZM39 115H37L36 114V116H39ZM43 115H45V114H43ZM47 115V114H46ZM53 115H55V116H57L56 114H53ZM59 115V114H58ZM88 115V114H87ZM89 115H91V114H89ZM92 115H94V114H92ZM105 115V114H104ZM109 116H110V114H108ZM118 115V114H117ZM127 115H129V114H127ZM126 115V116H127ZM42 116V115H41ZM54 116V117H55ZM71 116H72V119H73V115L71 114ZM83 116H85V114L83 115ZM96 116V115H95ZM30 117H32V116H30ZM44 117V116H43ZM47 117V116H46ZM45 117V118H46ZM49 117H53V116H49ZM59 117H60V115H59ZM67 117V116H66ZM65 117V118H66ZM82 117V116H81ZM92 117V116H91ZM108 117V116H107ZM40 118V117H39ZM74 118H76V116H74ZM86 118V117H85ZM94 118V117H93ZM92 118V119H93ZM102 118H103V116H102ZM105 119H106V117H104ZM118 118V117H117ZM120 118H121V116H120ZM33 119V118H32ZM31 119V120H32ZM52 119V118H51ZM59 119H61V118H59ZM67 119H69V118H67ZM71 119V118H70ZM84 119V118H83ZM82 119V120H83ZM87 119H88V117H87ZM98 119V118H97ZM108 119H109V117H108ZM107 119V120H108ZM111 119H112V116H111ZM113 119H114V117H113ZM116 119V118H115ZM114 119V120H115ZM38 120V119H37ZM40 120H41V122H42V119L40 118ZM40 120H38L39 122H40ZM49 120V119H48ZM57 120H58V117H57ZM75 120V119H74ZM79 120H81V118H79ZM81 120V121H82ZM99 120V119H98ZM107 120L105 121V122H107ZM33 121H34V119H33ZM32 121V122H33ZM46 121H47V119H46ZM56 121V120H55ZM55 121H54V123H55ZM72 121V120H71ZM70 121V122H71ZM85 121H86V119H85ZM85 121H83L84 123H85ZM110 121V120H109ZM119 121V120H118ZM118 121H116V123H122L121 121L120 122H118ZM35 122V121H34ZM58 122H60V120L58 121ZM78 121H76V123H77ZM80 122V121H79ZM83 122H80L81 123V125H82V123ZM94 124H95V122H94V120L92 121ZM97 122V121H96ZM99 122H101V117H100V120H99ZM47 123V122H46ZM64 123V122H63ZM84 123H83V126H84ZM103 123V122H102ZM115 123V122H114ZM115 123V124H116ZM126 123V122H125ZM44 124V123H43ZM50 124V123H49ZM52 124H53V122H52ZM56 124V123H55ZM62 124V123H61ZM73 124V123H72ZM89 124V123H88ZM100 124V123H99ZM106 124V123H105ZM108 124H110V123H108ZM40 125V124H39ZM58 125H60V124H58ZM63 125H65V124H63ZM69 125H71V124H69V121H68V126ZM77 125H78V123H77ZM90 125V124H89ZM122 125H123V123H122ZM127 125V124H126ZM43 126V128H44V125H42ZM51 126V125H50ZM67 126V125H66ZM67 126V127H68ZM75 126V125H74ZM79 126V125H78ZM90 126H92V124L90 125ZM103 126H105V125H103ZM125 126V125H124ZM60 127V126H59ZM65 127V126H64ZM84 127H86V126H84ZM83 127V128H84ZM100 127V128H99ZM98 127V129H102L103 130V128H101V126H99ZM117 127H118V125H117ZM123 127V126H122ZM129 127V126H128ZM53 128V127H52ZM61 128V127H60ZM73 128V127H72ZM76 128V127H75ZM81 128V127H80ZM119 128H120V126H119ZM124 128H126V127H124ZM47 129H49L50 130V128H49V126L47 127ZM59 129V128H58ZM58 129H56V130H58ZM93 129V128H92ZM97 129V128H96ZM104 129H105V127H104ZM110 129H113V127L112 128H110ZM122 129V128H121ZM61 130V129H60ZM67 130V129H66ZM69 130H71L70 129V127H69ZM76 130H77V128H76ZM82 130V129H81ZM89 130V129H88ZM88 130H86L87 132H88ZM108 130V129H107ZM120 130V129H119ZM42 131V130H41ZM51 131V130H50ZM55 131V130H54ZM63 131V130H62ZM73 132H74V130H72ZM72 131H71V133H72ZM78 131V130H77ZM84 131V130H83ZM92 131V130H91ZM93 131H95V130H93ZM92 131V132H93ZM96 131H99V132H102L101 130H96ZM121 131H123V130H121ZM126 130H124L123 132H125ZM128 131H129V129H128ZM132 131V130H131ZM43 132V131H42ZM53 134H54V132L53 131H51ZM68 132V131H67ZM108 132V131H107ZM58 132H56V134H57ZM69 134H70V131L68 132ZM78 133V132H77ZM80 133V132H79ZM90 133V132H89ZM98 133V132H97ZM105 133H106V129H105ZM112 133V132H111ZM110 133V134H111ZM132 133V132H131ZM135 133V132H134ZM139 133V135H141V134H143V133H141L140 134V132H138ZM59 134H61L62 135V133H59ZM101 134V133H100ZM109 134V133H108ZM107 133H106V135L105 136H107L108 135ZM137 134V133H136ZM145 134H146V131H145ZM144 134V135H145ZM47 135V134H46ZM65 135H67V134H65ZM64 135V136H65ZM78 135V134H77ZM84 135V134H83ZM92 135V134H91ZM112 135V134H111ZM127 135V134H126ZM131 135V134H130ZM54 136H55V134H54ZM53 136V137H54ZM68 136V135H67ZM72 136L74 137V135L72 134ZM79 136H80V134H79ZM82 136V135H81ZM88 136V135H87ZM93 136V135H92ZM95 137H93V138H95L96 139V135H94ZM110 136V135H109ZM149 136V137H148ZM148 138H150V135L148 134ZM52 137V136H51ZM60 137V136H59ZM58 136L56 137V138H59ZM62 137V136H61ZM60 137V139H63V137L61 138ZM86 137V136H85ZM97 137H100V136H98L97 135ZM103 137V136H102ZM108 137V136H107ZM111 137V136H110ZM124 137H126V136H124ZM130 137V136H129ZM141 137H142V135H141ZM146 137V136H145ZM50 138V137H49ZM68 138V137H67ZM70 138V137H69ZM80 138V140H81V138H83V137H79ZM78 138V139H79ZM112 138V137H111ZM111 138H110V141L109 142H111L112 140H111ZM140 138V137H139ZM144 138V137H143ZM55 139V138H54ZM72 139H74V138H72ZM76 139V138H75ZM84 139V138H83ZM86 139V138H85ZM84 139V140H85ZM89 139V138H88ZM87 139V140H88ZM92 139V138H91ZM94 139V140H95ZM102 139V138H101ZM104 139V138H103ZM102 139V140H103ZM64 140V139H63ZM65 140H66V137H65ZM65 140L62 142V143H64L65 144ZM77 140V139H76ZM87 140H85V141H87ZM90 140V139H89ZM101 140V141H102ZM113 140H114V138H113ZM142 140V139H141ZM58 142H59V140H57ZM67 141V140H66ZM69 141H71V140H69ZM73 141H75V140H73ZM72 141V142H73ZM82 141V140H81ZM81 141H79V142H81ZM98 142H99V140H97ZM101 141L99 142V143H101ZM103 141H105V140H103ZM136 141V140H135ZM139 141V140H138ZM53 142V141H52ZM55 142H56V139H55ZM71 142V143H72ZM83 143H84V141H82ZM81 142V143H82ZM92 142V141H91ZM108 142V143H109ZM113 142V141H112ZM146 142H148L147 140H146ZM54 143V142H53ZM60 143V142H59ZM68 143V142H67ZM77 143V142H76ZM76 143H73V149H74V144H76ZM87 143H90V142H87ZM95 143V142H94ZM94 143H93V145H94ZM104 143H106V145H107V141H105ZM115 142H113V144H114ZM138 143V142H137ZM144 143V142H143ZM61 144V143H60ZM63 144V145H64ZM110 144V143H109ZM142 144V143H141ZM68 145H69V143H68ZM89 145V144H88ZM91 145H92V143H91ZM91 145H89V146H91ZM92 145V146H93ZM102 145H104L103 143H102ZM136 145V144H135ZM55 146H56V144H55ZM58 146H60V145H58ZM108 146V145H107ZM114 146V145H113ZM145 146H146V144H145ZM144 146V148H146L147 149V147L149 148V146H146L145 147ZM64 147V146H63ZM66 147L68 148V146L66 145ZM65 147V148H66ZM70 147V146H69ZM76 147H80V143H79V146L77 145ZM88 147V146H87ZM95 147V146H94ZM99 147H100V145H99ZM105 147V146H104ZM104 147H102L101 149H103ZM110 147V146H109ZM108 147V148H109ZM138 147H140V146H138ZM98 148V147H97ZM70 149H72V148H70ZM76 149V148H75ZM82 149H85V147L84 148H82ZM87 149V148H86ZM90 149V148H89ZM88 149V150H89ZM138 149V148H137ZM145 149V150H146ZM156 149V148H155ZM68 150H69V148H68ZM76 150H78V149H76ZM87 150V151H88ZM142 150H144V149H142ZM141 150V151H142ZM148 150V149H147ZM151 150V149H150ZM150 150H148V151H150ZM71 151V150H70ZM69 151V152H70ZM73 151V150H72ZM85 152H86V150H84ZM83 151V152H84ZM92 151V150H91ZM95 151H96V149H95ZM99 151H100V149H99ZM103 151V150H102ZM148 151H147V153H148ZM66 152H67V150H66ZM79 152V151H78ZM105 152V151H104ZM143 152V151H142ZM73 153H76V152H74L73 151ZM82 153V152H81ZM92 153H94V152H92ZM98 153V152H97ZM137 153H138V151H137ZM140 153V155H142V153L141 152H139ZM144 153V152H143ZM145 153H146V151H145ZM150 153H151V151H150ZM67 154H68V152H67ZM101 154H102V152H101ZM104 154V153H103ZM152 154V153H151ZM157 154V153H156ZM92 155V154H91ZM94 155V154H93ZM104 155H106V154H104ZM104 155H102V157L104 156ZM147 155V154H146ZM150 155V154H149ZM153 155V154H152ZM96 156V155H95ZM97 156H98V154H97ZM107 156V155H106ZM101 157V158H102ZM153 157H154V155H153ZM104 158V157H103ZM96 159V160H95ZM155 160V159H154ZM153 160V161H154ZM152 162V161H151ZM149 163V162H148ZM147 163V164H148ZM149 165V164H148ZM159 169H160V167H158ZM163 168V167H162ZM161 168V169H162ZM164 169V168H163ZM146 171V170H145ZM160 171H162V170H160ZM140 173L142 174V175H144L145 176V173H143V169H141L140 170ZM103 175V174H102ZM92 176V175H91ZM96 177V179L98 180V177L97 176H95ZM94 177V178H95ZM103 178H105V180H106V177H104L103 176ZM93 179V178H92ZM92 179H91V181H92ZM100 179V178H99ZM143 179H145V178H143ZM101 180V179H100ZM104 180V181H105ZM118 180V179H117ZM94 181H95V179H94ZM106 182V181H105ZM104 182V183H105ZM95 183H96V181H95ZM104 183H102V184H104ZM100 184H101V182H100ZM101 184V185H102ZM109 185V184H108ZM164 185V184H163ZM92 186V185H91ZM94 186H96V185H94ZM98 186V185H97ZM100 186V185H99ZM98 186V187H99ZM105 186V185H104ZM95 188V187H94ZM93 188V189H94ZM100 188V189H99ZM98 188V190L100 191L101 190V187H99ZM104 189V187L102 186V190ZM106 189H108L107 187H106ZM106 189H104V190H106ZM97 190V191H98ZM108 191V190H107ZM99 193V192H98ZM100 193H103V192H101L100 191ZM109 194H110V192H109ZM104 196V195H103ZM103 196H99L100 197V199H102L101 197H103ZM111 197H112V195H111ZM106 196H105V200H106ZM109 198H110V196H109ZM112 198H110V200H111ZM99 201H101V200H99ZM103 201H104V198H103ZM107 201V200H106ZM116 201H118V199H116ZM110 202V201H109ZM113 203L115 202L114 200L112 201ZM104 203H106V202H104ZM103 202H102V204H104ZM111 204V203H110ZM114 204H116V202L114 203ZM118 204V203H117ZM116 204V205H117ZM106 205V204H105ZM119 205V204H118ZM117 205V206H118ZM121 205V204H120ZM108 206H110V205H108L107 204V207L106 208H108ZM112 206V205H111ZM116 206V207H117ZM115 207V206H114ZM161 211V210H160ZM133 216V215H132ZM162 216V215H161ZM163 218V217H162ZM167 218V217H166ZM165 219V218H164ZM139 220V219H138ZM139 222V221H138ZM165 222V221H164ZM167 223V222H166ZM171 223V222H170ZM169 224V223H168ZM168 224H167V226H168ZM139 227V226H138ZM169 228H170V226H169ZM157 237H159V238H161V242H159L158 244L157 243H155V242H157V241H155L154 243L152 242V238H157ZM150 238H151V240H150ZM158 248V249H157ZM160 254H161V252H160ZM172 256H173V254H172ZM160 257V256H159ZM161 263H164V262H161ZM152 264V263H151Z\"/></svg>",
    "mask_w": 264,
    "mask_h": 264
}]
</instances>
